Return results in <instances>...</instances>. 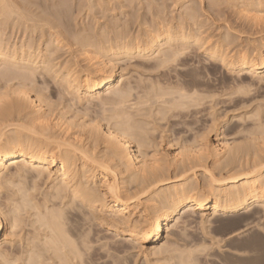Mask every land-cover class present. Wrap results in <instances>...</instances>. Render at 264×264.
Segmentation results:
<instances>
[{
	"label": "bare ground",
	"instance_id": "1",
	"mask_svg": "<svg viewBox=\"0 0 264 264\" xmlns=\"http://www.w3.org/2000/svg\"><path fill=\"white\" fill-rule=\"evenodd\" d=\"M49 1H50L49 3L52 2L51 4H53V5L59 3L57 1L55 3L54 2L55 0L54 1L49 0ZM71 1L73 2V0H71ZM71 1L70 2H69V0H68V2H67V0L63 1V2L61 1V3L58 4V6H59L65 2H67L65 4L71 3V7H69L67 9L66 7L68 5L65 7V4L60 6V8L57 5H56L57 7L55 6L56 8L54 6L51 7V4H48L47 0H0V190L4 189L6 186L10 187L11 184H16V187L11 186L12 187V188L10 187L11 189H14V190H15V188L17 189V190H15L16 191L15 193H14V190H12V193H14V195H16V197L13 196V199H10L13 194L10 195L11 196L10 198H7V197H9V196H7L6 197L7 200L5 202L3 201L2 196L0 197V199H2V200H0V240L2 237V232L5 230L7 225H10L11 228H13L15 232L13 233L12 232L13 230L10 231V229H9L10 234L7 233L5 235V239L10 240L11 236H14L16 238L20 237V234H18L17 231H19L21 229V227L18 228V230H16L15 228L19 227L18 225L20 224L21 219L23 218V215H21V214L24 212H25L24 218L22 219L23 222H24V219L27 218V216H28L27 219H29L28 221H30V218H32L31 215H33L34 218H32V219L33 220L35 219L34 224L37 223L35 229H33V227H35V226L33 224L31 225L32 226L31 230H34V231L37 230L36 235H34V237L31 236L34 231H32V233H30V231H31L30 230L27 233H30L31 235L26 234L25 237H27V238L24 237L26 239V241L28 240L27 242H29V244L24 242L25 240L23 241L24 243H26L28 245H27L26 250L24 248L25 253H23L24 255L22 257H20L21 255L19 254L20 250L22 249L21 246H20L21 249L18 250L19 251L18 253L16 252V249H15L16 247L14 248V250H15L14 254H17V258H16L13 256L11 257V254H13V253H11L9 251L10 248L7 249L5 244H4L5 246H2L0 244V263L1 264L2 263H4V264H46L47 263L48 264V262H49L52 264H92V262H93V264H94L93 260H95L97 256L100 257V255H99L100 252L98 253L96 251L98 254L96 253V257L94 258L93 257V255L95 254L94 251L97 248L101 247L102 243H103L102 249H100V250L97 249V250L103 251L104 247H106L107 250L110 251V255H109L108 259L113 255V257L111 258L112 261H117L118 258H117V260H114V259H116V257L114 255H115V253L116 254L119 253V252L117 253V251L119 249H116L117 251H115V249H113V251H111V249L117 248V246L121 245L120 249L125 250L124 253L126 256V254H129L131 252V250L133 248H135L134 244H133V246H131L132 248L130 247V245H128L129 248H131L130 250L127 249L126 246H124L126 248V249H124L122 243L125 242V245H127L126 244V241H127L128 243L130 242L131 244L136 243L139 246V248L141 247L144 250V252L147 254V256L148 255L152 256V254L153 255L156 254V255H154V257H155L158 255V257H156V259H154L155 262L157 261V258L160 259V256H162L164 253H170L173 256H171L170 254H168L167 256L170 255L169 257H171V258L166 256L165 260H163V257H162V260L166 262V259H167V261L171 260V262H172V260L174 259V261L176 260L177 264H198L199 262L202 264H207L208 262L205 261L204 259L205 258L208 259V257H209V258H211L210 259V261H211V260H213L214 256H213V254H212L213 257H211V255L209 256L206 254L205 250H208L207 247H206V249H204L206 244L205 243H204L205 245L203 243H202L203 245L200 244V246L203 247V248L202 247L200 248L199 245H196V243H195L196 246L194 245V243L192 242L194 240H190V242L187 240L188 238H186V237H189V236H183V234H185L187 232V229L190 228L189 226L192 227V225H191L192 222H194V220L193 221L191 220V222H190L189 218L195 217L198 220L201 219V223H203V224L208 223V225H209V222H210L209 218L210 217L213 220H215L214 218H216V220H218L217 218L219 216H222L220 218H225L227 216H233L235 218V216H238V217H236L237 219H241V217H243V219H244V217L245 218L246 217H251V218L253 217L252 218L253 220L250 218V221H252V223L250 221L247 222L246 219H245L246 222L244 221L246 224L243 225V223H242L243 221L241 222L242 227L245 226L246 229L249 226V224H248L249 222H250V226L254 227V224L256 225V223L258 222L256 220H258V218H260L259 215H261L263 217L262 218L263 220L262 219H260V220H262L264 222V125H263L264 121L262 118L263 117V107L262 106H264V105H262L261 101L257 100L259 98L261 99L262 93L260 94L261 95L260 96V95H258L259 94L258 92L253 91L251 88L250 91H253L258 96H260L259 98L257 97L255 99L254 97L256 96V94L255 93L251 94L249 90L247 91L248 86L245 85V84H247V82L251 84L250 78H249L250 76H251V81L253 83V80H256V77H254V76L259 75L258 73H260V70L264 69V42H263L264 40L261 39L263 41H262V44H260L261 40L257 38L255 40H260L259 41L260 46L257 44L258 42L256 43V41H255V44L258 46H255V44L252 42L251 43L253 44V46H251L250 44H248V43H250V40H252V38H251L250 40H247L248 41L247 44L244 43V46H245V44L248 45L247 46L248 48H249V45L251 47L255 46V49L252 48L253 50L250 51V50H246L244 48V50L238 49V51L236 50L237 51L236 52L234 50V47L232 48V45H231L235 42L236 39L233 40L234 38L233 39L228 38L230 36H227L228 34L230 35L232 33V32L227 33L228 31H230V29H229L226 32L227 37H225V35L223 33V39H221L222 37L220 38L221 40H219L217 38L219 41H217L213 44H210L212 41H210V39L208 38L209 36L207 37L208 34L204 35V38L207 37L206 39H204L203 36L200 37V35L202 33H204L203 31L201 32L202 28H203V30H205L207 32L208 27L207 26H206L207 28L203 27L204 24L203 25L201 24L204 22L206 17H203L204 19L202 22H200L202 20L201 17H200L201 20L198 21L199 20L198 15L202 12V10L199 13L200 9H197V7L199 8L200 5H197L198 4L197 0H196L197 6L194 4L193 5L191 4V7H190L191 9L189 8L190 10H193L192 6H195V8L197 10V12H196L197 14L194 13L195 12L194 10H193L194 14L190 10H186V9H188L187 7L190 4L188 6L185 5V7H184V8H186L185 9L186 11H184V14L186 13L185 16L191 20L192 26L194 24V25H197V27L199 28L200 26H198V25H202L201 26L202 28L201 29L199 28L200 30L196 27L197 30H195V32H193V33L191 31L192 30L194 31L195 27H192L194 29H191V27H190L191 25L190 26L188 25L190 27V30H191L190 33H192V34H190V33L188 34V32L187 33L184 32V30L188 26L187 25H185L187 27L184 26V24H185L184 22H186L187 19L185 18V16H184V18L186 20L184 18H182L183 14L180 16V18L178 17V21H180V22H176V23H178V24H176V25H178L177 29H179L177 31L175 29H173V27L172 28L170 27V25H173L172 23L169 24V22H172L170 20L167 22L165 20L160 19V21L156 25L157 26L156 28H154L155 27L154 25H153V27H151V25L154 24L155 22L152 20L153 18L149 19L151 17V16L149 17V12H148L149 10H146L148 12V14L145 13L146 18L143 17L144 16V13H143L142 19H145V20L147 19V21L149 19L150 21H152L154 23L149 24V23H147V21L145 22V20H144V22L147 25L148 24L150 25L145 30V33L141 34L140 30H138V31L136 30V32H134L135 30L133 29L134 31H132L130 22H127L128 19L130 18L131 20L133 19L132 21H133V23L135 22L134 23L135 25H138V23L136 24V22L139 21V18H135L136 14L133 15V11H135V10L132 8L133 10L129 12L130 15H128V13H125V15H124V13H123V15L125 16V18H127V20L124 18L123 19L124 21H122L121 16L122 17H124V16L123 15L120 16L121 13L119 14L120 19L116 18L118 27H119L118 22L120 23L122 21L121 23L123 25H125L124 23L126 20V22L129 23V25H127V23H126L125 27L129 26L128 28L121 29V26H120L121 30L117 31V32H116V30L115 31L113 30L115 34L111 37L112 34L111 35L108 34V33H110L109 32L110 29H113V28L119 29V28L113 27L116 22L113 23L112 22L113 19L111 20V18H110V20H108L107 23L110 21L109 24L112 23L113 26L112 25L111 26L113 28L112 27L110 28V25H109V30H108L106 27L107 25L106 26L104 24H103L104 26L101 25L102 27L101 26L100 27L102 29L103 28L104 29L103 30L101 29L100 31L101 32L103 31V33H105V35H102L103 36V38H102L101 34H103V33H101L99 31L100 39L92 40V38H96L93 36H95L94 34H95V31L97 30L94 28L95 26L92 25L94 23L92 18H95V17L91 18L89 16V15H91L90 14L91 12L92 13L95 12L94 13L95 15L97 14L96 11L92 10L93 6H96V4H97V6H99L101 4L100 5L101 9L98 8L97 6L96 7L98 9H100L99 10L100 12L101 11L103 12L102 9H104L105 6L102 8V6H103L102 2H106V3L109 2L110 3V1L113 2L114 0L113 1L112 0H96V2H95V0H88L90 2L93 1V3H92L93 6L91 5V7H90V6H88L89 3H87V6L84 7V8L88 7L89 8L88 11H90V13L88 12L89 17L87 16L86 18L87 19L91 18V19H88L89 23L87 22V24H91V26H94V27H92L93 32H94V34L92 35V38L88 36V34H90V33L92 34L91 26L89 25L91 29L89 28V26H87L86 23H85L86 25L82 23V26H81L80 22L78 25L77 21L75 22L76 18L72 17V15L76 14V13H73L71 15V13L73 11H70V9L76 10L77 8L75 7L76 9L75 8L73 9V6H75L76 4L78 5V3L80 5V1L78 0V3H76L75 5H72L74 3H72ZM86 1L83 0L82 5H84L83 2H85V5H86ZM119 1H121V0H119ZM119 1L118 0L116 1L117 2L115 4L116 6L119 5ZM123 1H124L123 2L124 5L123 4L122 5L125 7L133 6L131 4H134L133 2H135V1L139 2V0L138 1L137 0H135V1L131 0L132 2L131 1L126 2L127 0L126 1L123 0ZM144 1H145V3H147L146 0H144ZM152 1H154V0H152ZM168 1L163 0V2H162V0H161L160 2L158 1V3L161 4V2H162L163 6L166 5V7H168L167 6ZM177 1H175V2L177 3ZM211 1H213V0H210V2ZM215 1H216V3H214L212 5L216 6L217 3H219L220 5L222 4V3H220L221 0L220 1L215 0ZM223 1H225V0H223ZM233 1H237L236 3H239L241 0L240 1L239 0H233ZM256 1H259V0H256ZM262 1L260 3H262ZM94 2H95V5H94ZM136 2H135V5H136ZM148 2H149V0H148ZM156 2H157V0H156ZM164 2H166V3L164 4ZM170 2L173 3L172 0L169 1V3ZM191 2L195 3L193 1H191ZM191 2H189V3H191ZM227 2L231 3L229 1H227ZM227 2H225V3L227 4ZM242 2H243V0H242ZM250 2L251 1L249 0L248 3H250ZM106 3H103V4L106 5ZM125 3L129 4L130 6L125 4ZM151 3L153 4V2H149V3H147L146 6H148V4L150 6ZM155 3L153 5H156ZM171 3L169 5H171ZM203 3H204V1H203ZM208 3L209 2H207V4ZM245 3L247 4L246 1H245ZM254 3H255V6H256V4L258 6L260 5L256 2H254ZM254 3H252L253 6H254ZM141 4L139 6H141ZM182 4H180V5H182ZM239 4H241L240 6L243 5L242 3H239ZM239 4H238V6H239ZM112 5H114V4L110 3L109 7H111V8H109V9H111L112 11L114 9V11H115L116 6L113 8ZM135 5H134V7H135ZM157 5L156 6H157L158 10L160 8H163V10H164L165 7H160L162 5H159V4H157ZM183 5H182V9L178 8L180 11H182L184 9ZM202 5L203 4H201L200 7H202V9H203L204 5L203 6ZM210 5H211V3L208 6H210ZM218 5L216 7H218ZM224 5L225 4H223L221 6V10H219V11L217 10V12L219 14L226 12L227 8L225 9L223 7ZM248 5L250 6V7L247 6L249 9L253 8L250 4H248ZM172 6H171V9H169V7H168V9L169 10L175 9L176 5L174 7H172ZM228 6L229 5H227L226 7H228ZM233 6H235L234 2H233ZM240 6L238 8H240ZM243 6L241 7V9L243 8ZM258 6H256V7L259 8L260 6L259 7ZM63 7L66 8V10H62ZM106 7L108 9V6H106ZM122 7L120 6V8H122ZM137 7H136V10L140 9V8L137 9ZM151 7L152 6H150V10H151ZM216 7H212V8H215V10H213V11H215V13H217ZM247 7H246V9L248 10ZM261 7L259 9L262 10ZM79 8L81 10L83 9L81 7H79ZM90 8H91V10H90ZM97 8L94 7L95 10ZM120 8H119V10H120ZM141 8H143V7H141ZM147 8L149 9V7H146V9ZM212 8L210 9V7H209L210 10H212ZM222 8H224V9H222ZM230 8H231V6L228 7V9H230ZM257 8L256 9L253 8L256 10L255 13L258 12ZM109 9H108V11H109ZM125 9H129V8H125ZM246 9H245V11L248 13V16H249L250 12H252V11L254 12L253 9L250 11H247ZM68 10H69V12H71L70 15L68 14L69 12L68 13L66 12ZM111 10L109 12H111ZM117 10L118 9H116V11ZM129 10H131V8ZM160 10L158 13L161 12ZM163 10H162V12H163ZM203 10H206L205 12L208 13L207 12L208 9H206V6H205V9H203ZM108 11H106V12L109 14ZM122 11H123V9H122ZM172 11H173L172 14H174V10H172ZM229 11H231L233 13L235 12L234 9H233V11L230 9ZM229 11L226 13H229L230 15L229 14L228 15L231 18L232 14ZM239 11H241V10L239 9ZM245 11L244 12H243V10L241 11V13H243V16L245 14ZM74 12L78 13V12H80V10L79 11L77 10ZM83 12H84V9H83ZM113 12H112V14H113ZM115 12H114V14H116ZM118 12H120V11H118ZM143 12H144V10H143ZM155 12H156V9H155ZM162 12L160 13V16H159L160 18H163L166 16L164 13L163 14L164 16L162 17V15H161ZM65 13H67L69 16L67 15L65 17V15H66ZM82 13H80V14L83 17L82 19H84L85 15ZM101 13L99 14L100 17L97 16L98 18L94 19V20H96V22L101 17L103 20H107L109 18V17L106 18L107 16H105L106 15V13H105L104 16L106 19H104V17H103L104 13L102 15H101ZM140 13H141V10H140L139 14ZM152 13L150 11V14H152ZM177 13H179V12H177ZM181 13H183V11ZM236 13H237V11H236ZM236 13H234L235 14L234 18L232 17L233 21L236 17ZM238 13L240 14V12H238ZM262 13H260V14H262ZM126 14H127V17H126ZM139 14H137V15L140 16ZM76 15H78V14H76ZM152 15H154V14H152ZM169 15H171V14L169 13ZM169 15H167V17H165V18H169L168 17ZM208 15H210V14H208ZM223 15L224 14H222V17L227 18L226 17L227 14H225V16H223ZM256 15H259V14L257 13ZM73 16H75V15H73ZM119 16H117V17L119 18ZM128 16H131V17L128 18ZM133 16H135V17H133ZM201 16H203V15H201ZM205 16H207V15H205ZM238 16L239 15L237 14V17ZM246 16H247V14H246ZM246 16L244 18H246ZM252 16L253 15H250V18ZM111 17L113 18L112 15H111ZM152 17H154V16H152ZM256 17H259V16H256ZM256 17H255V19H258ZM65 18H67L68 22H69V19H71L70 21H72L73 20L72 18H74V22L76 23L75 25H77L78 28L81 27V29L83 27V29H82L83 31L85 30V28H84L85 26L87 27V29L89 28L91 32L89 31L90 33H88L85 30L84 33L87 32L88 34H86V35L90 39L87 36H85V34H83L84 37L82 36V33H83L82 30H81V32L76 31L75 27H77V26H75L74 23L71 22L72 23L71 24L72 27H71V25L69 24L70 22L69 23L65 22L66 24H69L70 27L67 26L64 23V21L66 20ZM173 18H175V20H176V17H173ZM181 18L183 19L182 21L180 20ZM230 18H229V21H231ZM239 18H242V17L239 16ZM136 19H138V20L134 21ZM156 19H158V18L156 17L155 21H156ZM211 19L212 18H210L209 22L211 21ZM220 19L222 22L223 18H219L218 20L220 21ZM247 19H249V18H247ZM247 19H245L244 22H246ZM263 19L264 18H262V20ZM78 20H80V19L78 18ZM91 20L93 21V23H90ZM166 20H168V19H166ZM206 20H208V17ZM213 20H215L214 17H213ZM213 20H212V22H213ZM227 20H228V18H227ZM238 20H241V19H238ZM114 21H115V19H114ZM217 21L215 23H217ZM229 21H226V23L228 22L227 25L230 24V26H232L233 24H235V21H234V23H232L233 22L232 21L231 22L232 24ZM248 21L250 22V19ZM252 21H253V18H252ZM254 21H256V20H254ZM30 22H31V24H30ZM81 22H84V21H81ZM96 22L94 23L95 25H96ZM173 22H174V20H173ZM206 22H207V25L211 24V22L210 23L208 21H206ZM206 22H204V23L206 24ZM236 22H238V21H236ZM244 22L242 19L241 23H239V24H243ZM249 22L247 24H249V25L251 24L250 27L252 29H254L256 24L252 25L254 22H250V23ZM105 23H106V21H105ZM139 23H140V21H139ZM145 23L143 24V22H142V24L146 26ZM218 23H220V22H218ZM226 23H225V26L227 28ZM142 24H141V27L139 25H138V27L139 28L145 27V26L142 27ZM213 24H211L212 25L211 27L215 28L216 26H213ZM222 24H223V22H222ZM237 24H236V27H238ZM244 24H246V23H244ZM11 25H12V28L10 30L11 36H12L11 38H13V33L17 32V30H20L21 26H24V28H31V29L34 28V30L32 29V31H34V32L36 31L35 28L38 27V29L42 30L41 31L42 34L40 35V38H39V36H37V39H36L35 38L36 36H33L34 32H32L31 36L30 37L28 36L29 39L28 38H27L28 40L26 39L27 41L19 39L21 42L22 41L23 42L21 44H17V43H14V41H15V39H14L13 45H10V40L6 39L7 34H6V38H4L5 35L3 37V34L7 31L6 29H10L9 27H11ZM214 25H216V24H214ZM258 25H259L260 29L264 28L262 26V23L260 24V22H259ZM263 25H264V22H263ZM96 26H98V25H96ZM225 26H220V27L224 28ZM245 26H247V25H245ZM105 27L108 30V32H104V30H106ZM184 27H185V29H184ZM211 27H210V29L214 30V28H211ZM236 27H234L233 29L235 32H238L239 30L236 29ZM250 27H249V29H250ZM70 28H72V30ZM130 28H131V30H128ZM174 28H176V27H174ZM238 28L240 29V27H238ZM246 28H248V27H246ZM246 28H243V30L245 31ZM257 28H258V26L255 29L258 30ZM94 29H95V31H94ZM220 29H222V28H220ZM74 30L76 33L79 32V35H80L79 37L77 35L78 33L77 34L73 33ZM223 30L225 31V29H223ZM243 30L241 31L242 33L244 32ZM20 31H22V30H20ZM29 31H30V29H29ZM260 31H262V30H260ZM206 32H205V34H206ZM216 32H218V31H215L214 32L215 34L213 33V35H210L211 36L210 38H212V36L218 34ZM241 32L239 34H241ZM248 32H250V31H248ZM7 33H9V32H7ZM99 33H97V35ZM106 33L108 35H106ZM220 33L218 34L219 37H220ZM244 33L245 34H243V35H247L246 31ZM261 33L263 34L264 30ZM261 33H259V34L261 35ZM16 34L19 35L21 33H16ZM24 34H26V33L24 32ZM211 34H212V32H211ZM254 34H256V33H253L252 36ZM109 35H110V37H107ZM232 35L233 34H231V36ZM9 36H10V33L8 34V37ZM14 36H15V34H14ZM20 36H22V35H20ZM247 36H249V35H247ZM257 36H258V34H257ZM44 37H46V38L44 39ZM234 37H235V34H234ZM236 38L242 39L241 36H239V37L236 36ZM244 38H247V37H244ZM239 39H237V41H239ZM70 40H72V41H70ZM36 41H38L37 42L38 46L37 45L34 46V42H36ZM68 41H69V43H67ZM177 41L183 42L184 46H183V44L182 45L179 44L181 49L177 48V45L175 47L174 44ZM189 41L190 42L192 41V44L194 42H195L194 44H197V45H195V47L198 46V48L196 49L194 47L197 51L193 48L194 45H192L191 43H190L191 45H189L191 47H189V46L186 47L187 42H189ZM215 41H216V39H215ZM237 41L234 43V46L237 43ZM241 42H243V41H241ZM253 42H254V40H253ZM48 43H50V44H48ZM185 43H186V45H185ZM44 45L46 46V49H45L46 51H44L42 49L44 47ZM68 46H69V49H73V50L77 46V49L79 47L80 51L76 50V51H74V53H72L68 49V51L70 53L67 52L66 50H65V52H67V53H65V52L63 53V50L59 49V48L63 49L65 47L67 48ZM183 47H186L185 50ZM230 47L232 48V50H230L231 49ZM239 47H242V45L241 46L239 45ZM50 48L52 50L58 48V50L59 51L61 50L62 52L60 54L58 51V53L55 54L53 52H56V50L55 51L53 50V52H52V51H50ZM83 48H85V49H83ZM88 48H90V49H88ZM189 48H190V50H194V52H196V53L200 49L201 52H205V54H207L212 59L211 64H209V63H206L208 61V58L207 57L205 58V56L202 57L203 59L205 58V60L207 59V61H205V63L207 65H209L208 68L211 67L212 65L215 66L216 63L219 62V64L217 65L218 67H219V65H220V67L223 66V67H225L226 70L228 69L229 71L234 72V74L235 73L238 74L239 76L236 75L238 78L235 75H234L235 76L234 77L233 73L231 74L235 78V81H233L234 78L231 77V79H233L232 84H234V89H236V91H234V92L238 93V90H240V92L244 93V94L241 93L243 96L245 95V93H249L252 96L254 94L255 96H253V97L251 95L249 96L248 94H246V95H248L247 96L248 98L252 97L253 102L256 101L255 104H258V102H260V104L262 105L261 106L262 108L259 105V107L261 109H259L258 111L260 113L257 111V107L254 106L255 109L253 108V110H255V113L253 112L254 116L255 115L257 116V114L260 115L262 112V115H260L262 117L260 119H259L260 116L256 117V119H259V121L262 120L261 122H259L258 120L255 121L256 119L254 116L250 117L251 120L253 119L251 122V120H249V116H248L249 114L246 115L247 119L249 121L245 120L246 119L245 115H244L245 119H242V118H244V116L240 117V119H239L240 121L238 123L241 122V124L243 123V125H245L243 127L242 125L239 124L241 126V131L242 132L244 131L246 133V136L245 135L241 136L244 133L241 134V131H239L240 129L238 131L233 129L234 126H232V124L234 123L233 125H235V121L233 122V120H232L233 123H230L232 126L231 130H233L231 134L234 133L233 137H235L234 135H236L237 133H240L241 135L240 136L237 135L236 137L237 138L245 137V138H243L246 140V141L243 140L244 142L241 139H239L243 143H240V142L237 143L236 140H233V139H232L233 142L226 140L224 131L227 130V128L222 129V126H219L218 124H216L218 122V119H220L218 117L219 114L217 115L218 111L215 112V114L217 115L216 116L214 113L210 114L211 112H213V110L210 112V109L213 106L209 107L210 109L207 107L209 110L207 108H203L205 101L207 100L204 98H210V97H212V95L208 94L207 90H206L207 93L206 92L202 93L201 91H197V90H200V88L197 87L196 83H194L195 85L193 84L194 86L191 87V83L194 81L193 79L194 78H195V80L198 79L197 77H199V74L202 70V69H200L199 74H197V72L199 70L195 71V69H199L198 66L200 65V63H199L198 59L200 58V60H201L200 62L203 61L201 56L198 58L197 56H195L198 54L195 53V55H194L192 53L195 57L198 58L197 59L198 63H196V61H195L196 59L192 55V57L195 59L194 62L196 63L194 66V72H196V73H194L192 71V76H193V74L194 75L197 74L198 76L196 77V75H195L194 78L191 76V79L193 78L192 82H191L190 78L183 75L185 78H188L187 80H188V82H190V84L187 83V81L185 82L186 79H184V78L180 80L179 76H182V75H179V76L177 75V73L181 74V72H178V68L183 67V65H181L182 63L180 61L183 62L186 60L184 57L181 58V55L183 54V50L185 52L186 49L189 50ZM235 49H237V46H235ZM233 50L236 52L235 54H232ZM49 51H50V53H48ZM77 51H78V54L80 52V56H83V59H82L84 61L83 64H84V66L87 65L86 67H83V64H81L82 60L79 59V56L77 57V55H78ZM75 52H76V54H75ZM187 52L188 51H186V53H185L186 58H187V56L189 58V56H191V55H188ZM191 52L189 54H191ZM73 54L76 57H75V59L70 60V58H74V57L68 58V56L69 55L71 56ZM54 55H57V56L54 57ZM126 55H127V57L128 56L133 57V60L126 58L127 62H128V60H129V62L131 61L130 62L131 64L128 63L129 67H130V65L134 66V63L132 65V61L134 62V59L137 60L136 58H134L137 56H138V58H139V56H144V58L148 57V56H150L148 58H152L155 56L158 57V58L155 57L156 61H154L155 60L154 58L151 59V60L154 59L153 61L156 62L157 65L154 62H152L154 64L149 63V62L148 63L155 65V67L158 66V67H160V69H164L165 66L167 67L170 63L172 64V62H173L174 64H172V67L168 66V68L166 69L167 71L164 70V72L165 71H166L165 73L169 72L170 77H171V74L174 73L173 70L178 67L177 71L174 70L176 72L175 75L177 77H179V79L176 78V79H178V82L174 81V83L172 82L173 84L171 85V83H169L167 81L169 79V76H168V79H166L168 85L166 84L165 79L162 82L160 81L162 85L164 84L163 82L165 81V84L167 87V89L165 88L166 90L169 89L168 86H172V88H170L169 91H165L164 88H162L163 86L165 87V84L163 86L160 85V82H157L155 84L150 79L153 77L152 79L153 80L155 79L154 81H158L159 79L156 80V78L158 77L157 74L159 73L160 69L155 68L153 66V68L158 70V71L157 70L154 71V69L150 65L152 70L155 73L156 72H158V73H156V75L153 73L154 75L149 77V75L146 74V73H148L146 71L147 70L152 71V70H150L151 69L150 66L145 65V64H147L146 61L148 60L147 58H145L147 60L145 61L146 63H144V65L147 66L149 69H147V67H145L144 65L143 66L142 65L137 66V67L138 68H141V67L146 68L147 70L142 69V71L146 72V73H143V74H146V76L142 75V72L140 74L139 70L137 69V71L139 72L138 77H140V75H141V77L138 78L137 76H135L136 75L135 74V75L131 76V78L135 76V78H134L135 80L130 79V80H132L131 84L132 83L136 84L138 82L136 84V86L140 85L139 86L140 88L137 86L138 87L137 91L143 90L142 91L143 93L142 92L137 93V91L135 90L136 89L135 85L134 86H132L133 84L129 85L130 80L128 81V85H124L125 82H127L126 79H128V78H126L125 82H124V78H123L124 72H123V70H120V67H118V65L119 66L121 65L120 63H122V61L121 60L116 61V58L123 57ZM183 56H184V54H183ZM62 58H63V60H62ZM76 58H78V59H76ZM80 60H81V62H80ZM122 60L125 61V58ZM158 60H159V62H157ZM189 60H191V57L189 58ZM85 61H87L86 63H88V64H86ZM141 61H142V59H141ZM141 61H138V63ZM176 61H179L181 63V64L179 63L181 65V67H179V65L178 66L176 65L177 64ZM118 62H120V63L118 64ZM136 62H135V64L137 65L138 63H136ZM191 62H193V61H189L188 63L185 61V63L190 64V65L192 64ZM203 62L201 64H203ZM125 63L126 62H124V64ZM141 63L143 64V62H141ZM124 64L122 63V66L126 67ZM183 64H184V62H183ZM187 64H186V66H189ZM197 64H198V66H196ZM206 64H205V67H206ZM139 65H140V63H139ZM174 65H176V67ZM173 66H174V69L172 70ZM54 67H56V68H54ZM57 67H59V69ZM134 67L136 68V66H134ZM169 67H171V68H169ZM200 67L202 68V65ZM205 67L203 66V68H205ZM220 67L218 70H220ZM127 68H128V65L124 69H127ZM168 69L171 71H169ZM182 69H180V70H182ZM221 69H223V68H221ZM53 70H56L54 72L55 76L62 77L61 79H59V78L58 79L61 80L62 85L63 84L66 85V87L64 85L62 86L64 90L61 89L62 87L59 89L60 83L58 86V85H56V84H58V82L57 83L55 82L56 84L51 83V81L49 82V80H52V77H50L51 79L48 77L49 78V80H48L47 76L51 75ZM205 70L206 69L202 70V73ZM182 71H184V73L186 72L184 69ZM208 71L206 70V73ZM213 71H215V70H213ZM50 72H51V74H50ZM138 72H137V74H138ZM152 72H149L150 75ZM164 72H163V74H165ZM171 72H173V73H171ZM222 72H223V70H222ZM160 73H161V70H160ZM227 73H229V72H227ZM210 74H211V77L216 76V75H213L212 73H210ZM225 74L222 73L224 78L227 77V76H225ZM161 75L162 74H160L159 76H161ZM167 75H168V73H167ZM219 75H220V73H219ZM219 75L217 74L216 77L222 76V75H220V76ZM231 75H229V76H231ZM51 76H53V74ZM55 76H54V79H55ZM154 76H156V78H154ZM165 76H166V74H165ZM202 76H203V74H202ZM204 76H205V74H204ZM136 77H137V79H136ZM144 77H146L148 79L146 80ZM163 77H164V75L161 76V78H163ZM209 77L210 76H208L207 77L208 79H206V80H204L205 77H204V79L201 77H199V78L206 81V83H207V81L210 79ZM257 77H259V78H257L259 80H260V78H262L261 76H257ZM164 78H166V77H164ZM172 78H174V77H172ZM172 78H170L171 81H172ZM222 78H221V80H222ZM246 78H249V81H246V80H248ZM139 79L141 81L142 80H146V81L149 80L151 83L148 81L149 83L147 85L152 84V82H153L152 86L154 89L151 86V88H152V90H151L150 85L147 86V87H149L148 88L149 90L153 91V93L149 90H148L149 91L148 92L146 87H145L146 89L143 88L144 87L143 85L146 84L147 82L142 81V86H143L142 87L141 82H139L140 81ZM176 79H174V80H176ZM200 79L197 80L198 81L197 83L200 82ZM160 80H162V79H160ZM202 80H201V82H202ZM212 80H209V81L214 82L215 79H212ZM226 80H228L230 82V78H226ZM261 80H263V78ZM133 81H135L136 83H134ZM216 81H218V78H217V80H215V86L217 87L218 84H216ZM116 82H117V84H115ZM118 82L119 83L121 82V83L118 84ZM194 82H196V81H194ZM224 82L222 81L221 83L222 84L224 83V85L226 84V85L230 86L229 84H227V82L225 80H224ZM234 82L237 84L235 85ZM202 83L199 84V86L204 87L205 85L203 86ZM221 83L219 85H221ZM45 84L47 85V87L45 86ZM48 84L50 86H52L51 84H53V88L56 85L55 88L58 86L57 88L59 90H61L63 92L65 91L66 96L63 92L61 93V91H59L61 94H57V95H60V97L67 99L69 101L68 104L66 102L67 100H65V101L60 100V97L58 99V96H56V98L58 99L57 102L62 101V104H61V102H60V104H56V102L54 103L55 100H53L49 96L50 94L49 95L46 94V93H49L48 92L49 88H51L50 86H48ZM154 84L155 85L158 84L157 87L160 85L161 89L156 88L154 86ZM40 85H42V86H40ZM173 85H176L175 86L176 89H175V87H173ZM208 85H209V83H208ZM254 85H255V83H253V86ZM209 86L211 87V86H213V84L212 85L210 84ZM236 86L237 87L239 86L238 88H240V89L235 88ZM241 86H243V87H241ZM253 86L251 84V87H253ZM216 87L214 89H216ZM232 87H230V88L228 87L229 92H230V90L231 91L234 90V89H231ZM244 87H246V88H244ZM249 87H250V85H249ZM57 88H56V90H58ZM155 88L157 90L159 89L158 93L155 92L156 94L154 93V91L156 90ZM205 88H206V86L204 87V89L202 88L203 89L202 91H205ZM220 88H221V91H222V89L224 90V87L222 88V85L220 86ZM52 89L50 90L51 92H52ZM162 89L164 91L161 93L160 90H162ZM217 89H219V87H217ZM144 90L147 92H145ZM53 91H54V89H53ZM134 91H136L137 94H135ZM215 91L217 94L218 90H215ZM226 91H227V89H226ZM226 91L224 90V92H226ZM56 92H58V91H56ZM200 92H201V94H200ZM209 92H211V91L209 90ZM81 93H83V97H84L83 99L80 98V97H82V96H80ZM236 93L233 94L231 92L229 95L232 94V96L230 97L229 95H227V92H226L224 95L222 94V96H221V94H219V97L221 96L222 97L221 100L226 101L225 106H227V104H230V102L232 104V100H234L233 99L234 96L237 95V98H238V96H240V97L242 96L240 93H239V95ZM51 94H53V93H51ZM206 94L210 97H208V96L205 97ZM61 95H63V96H61ZM68 96H70V97L73 96V97L71 99H68V98H66ZM157 96H158L159 101H160V98L163 99V101L161 100L160 102H158V100L156 99ZM166 96H168L169 98ZM217 96H218V94H217ZM223 96L225 98L227 97L228 101H230V98H231V101L228 102L227 99L226 100H225V98L223 99ZM263 96H264V94H263ZM131 97H133V98H131ZM151 97H153V99L155 98L157 100L155 102H154L155 99L152 101L153 104H157L156 105L157 107L159 104L162 106L161 102H163V104H165V105H163V107H161L165 111V112H163L164 114L160 113L163 111L162 109L158 111L162 117H163V115L171 112L170 114L172 117L169 114L164 116V117L167 116L168 119L162 118L160 116L162 119L159 122H162V120L164 121L166 119L169 120L170 117H171V120L174 117H180L183 119V121L181 122L182 128H184L186 126H187V128H185V130H180V129H178V131L174 130L171 133L175 134V136L171 135L172 137L170 136V134L167 135V133H168L167 131H166V133L162 131V133H160V135H158L159 134L158 128H157L158 132H156L157 131L156 126H158V125L155 124L156 125L155 126L154 124L151 125L150 123L152 122L151 120H153L154 117H155V119L158 118L157 110L160 109V107L156 110L157 114H155V109H153V108H155V105L152 104L154 106V107H152V105L150 104V102H151L150 98ZM201 97H203V99H204L203 102H202L203 99ZM213 97H214V95H213ZM240 97H239V99H240ZM241 98H243V99H240L241 100L240 105H241V102H243V106H242L243 108L242 109H244V111H245L244 107L248 108L249 106L252 105V104H250V102H248L251 100V98L249 100L246 99L245 97H241ZM244 99H246L248 101H243ZM74 100H77L76 102L78 105L76 104V102ZM82 100H85L86 104L88 102V104H90L89 105L90 107H93L92 104H96V101L98 100L97 102H99V103L96 104V106L100 105L102 107L103 111L101 110L100 112H98L99 111L98 110L97 115H98V113H100V114L96 117L95 111H93V109L96 108L95 110H97V107L94 106L93 109H91L90 107L87 108L88 107V104H87L86 105L87 107H85V108L90 109V111H89L90 114L92 113L91 111H93L94 113H92V114H94L95 116L91 114V115H89V117H86V115L84 114L85 117L87 118L86 119L82 114L84 111L80 110L82 112L81 118L82 117L84 118V119L80 120L81 119V118H79L80 112L77 111V108L75 109L74 106L77 105L79 107L80 102ZM235 100L238 101V99H235ZM235 100H234V102H235ZM224 101H222V102H224ZM237 101L235 102L236 106L233 105L234 102L232 104L236 108V109H233L234 111L241 109L240 105L237 106V104H238ZM63 102H64V107H63ZM65 102H66V104H65ZM197 102H198V105H197ZM199 102H202L203 106H201V104H199ZM217 102H221V101L219 100ZM217 102H216V105H218ZM222 102H221V104H222ZM245 102H246V104H249V105L246 106ZM251 102H252V100H251ZM194 103H195V105H194ZM82 104H83V101H82ZM145 104H146V106L150 104L149 110L153 109L154 112L151 111V113L155 116L150 117L151 114H150V116H149V114L147 115V112H148L147 107H149V106H147V107L143 106ZM58 105H60V106H58ZM199 105L201 106L202 109L200 108ZM193 106L196 108L198 107L199 110H198V108L193 109ZM61 107H63V108H61ZM144 107L147 109V112H146V109ZM189 107H190V109H189ZM234 107H232V108H234ZM64 108L65 109L68 108L70 110L72 109L73 111L75 109L73 116H70L72 114H69L68 113L69 110H67V109L66 110L68 112H66ZM191 109H193V111ZM200 109L204 110V112L208 111L210 113H206V115H204L203 112H200L201 111ZM228 109H230V108H228ZM83 110H85V109H83ZM189 110L194 112V113H195L194 110H198V112H200V114L202 113L201 115L198 114L200 117H204V116L208 117L209 116L208 114H210L211 115V116H209L210 118L209 117H208V119L205 118V120H209V122H211L212 124L210 123L211 125H208L209 122L207 124L204 122L205 120H203L204 124H206V126H204L205 128H203L202 125H204V124L203 123L201 124L200 122H198V119L200 121H202V119L198 118L197 114H196L197 120L194 119L195 115L190 116L192 114H190L191 112ZM260 110H262V111H260ZM85 112H86V110H85ZM246 112H247V110H246ZM70 113H71V111H70ZM149 113H150V111H149ZM68 114L70 117L67 116ZM213 114H214V116H213ZM227 114L228 113H226L225 116ZM243 114H246V113H243ZM90 116H93V117H90ZM145 116L150 117L152 119L150 120ZM168 116H170V117H168ZM212 116L214 118L218 117L217 122L215 121L216 118L215 119L213 118L214 121H212V118H211ZM240 116H241V114H240ZM141 117H145V118H141ZM190 117H194L193 118L195 120L194 124L196 126H198L196 123H199V126L200 125L202 126V127L201 126L200 127L203 128V131L198 126L197 128H199L200 130L199 129L197 130V128H196L197 133L195 132V134H194L195 128L193 126H195V125L192 126L193 123H191V122H194V121H191L192 118L189 119L190 121H188V118H190ZM146 118L148 120H150V123H149V121H147ZM180 118H177V119H179L178 122L181 121ZM226 118H227V116H226ZM221 119H220V121H221ZM157 120L158 119H156V121ZM174 120H176V118H174ZM225 120H223V121H225ZM243 120L248 121L249 123L251 122L253 124L255 122H257L259 124L255 123V125L250 126L249 124H247L248 122L245 123V122H243ZM166 122L168 124H170V126H171L172 121L171 122L169 121L170 123L168 121H164L163 124H165ZM173 123H174V121H173ZM158 124L161 125L162 123H158ZM163 124L161 126L159 125L160 127L159 126L158 127L161 128L163 126ZM178 124L179 125H177V123L175 124L176 128H174V129H177V126H180V123H178ZM227 124H228V126H230L229 123H227ZM148 125L152 126V127L155 126V128H149ZM166 125L163 127H166ZM173 126H174V124L170 127L171 130H172ZM230 127L228 128V131H230L229 130ZM236 127H237V123H236ZM170 128L168 127L167 129L169 130ZM161 129H164V128H161ZM152 130L155 131V133H157L158 136L152 135V133L154 134V132L151 133ZM165 130H166V128H165ZM214 131L216 132V134L214 135L216 138L214 140H212L210 136L212 135V132H214ZM182 132H183V135H185V133H187L188 135L186 134V136H183ZM230 132H227V133H230ZM169 133H170V131H169ZM230 135L228 136V138L230 137ZM169 147H171V148L175 147V148L172 152H167L169 150L168 149ZM165 152H167V153L165 154ZM198 169H203L205 172V175H206V173L209 175V176L208 175H206V176H208V178L210 177V180L206 177V179H208V180L207 181L205 180L203 184H201L202 182L201 183L198 182V180H200L198 177L201 178V176L196 177V178H198V180H196L197 182L193 181V179L191 180L190 179L191 174H194L197 176ZM7 172L9 173V175ZM194 175H193V177H195ZM204 178H205V176L201 179L204 180ZM15 181L17 183H15ZM44 184H47L48 190L43 192ZM4 185H5V187H4ZM9 187L8 188L6 187V189L4 191H6L7 189L11 191V189H9ZM41 187L43 188L42 190H40ZM10 191H7V193ZM2 192H3V190H2ZM2 195H4V192ZM39 195H42V198H40ZM145 198H147V199H145ZM143 200L147 203L144 204L145 202ZM1 201H3L4 203H2ZM26 212L31 213V214L30 215L28 213L26 214ZM29 216H30V218H29ZM223 216H225V217H223ZM239 216H241V217H239ZM212 219H211V222H213ZM248 220H249V218H248ZM95 221H99V224L101 226H105L107 228L108 235H110V237H112L113 239H116L118 237V235L125 236L126 238H123L122 241H121L120 237H119V239H120L119 241H117V240L115 241L112 238H110L113 242L110 240L108 242V240H107V242H108L107 243L105 240V243H104V240H102V239L106 234L102 233L103 229L101 227V230H102L101 231L99 229L100 227H98L99 224L97 223L98 225L96 226V228L97 227L98 228L96 230L97 231H98V229L100 230L99 236L102 237L103 234H105V235L102 237V239L100 237V239L97 238L94 241V238L97 235V232L95 231L96 234H95V232H93L95 235L93 237V234H92V236L89 234V231L92 230L91 228H93V227H90L89 231L87 232V230L84 229L85 228L84 226H86V225L88 226L89 223L92 226L93 225L92 222H95ZM254 221H256V222L253 224ZM173 222H175V223H173ZM195 222H197V221H195ZM199 222H200V220H199ZM22 223H21V226H23ZM178 224H184V226L186 224L187 229H185V227L182 228L181 227L182 225H178ZM251 224H253V225H251ZM37 226H38V228H37ZM175 226L179 227V229H178V227H176V229H178V230L181 229V232L183 233L181 235L183 236V239H184V240H182V242L184 241L185 246L180 245V247L178 248L177 243L174 244V242H173L174 248H172V245H171L172 243L170 244L169 239H168L169 244L167 243V241H163L165 234H167V235H165L167 238L169 237L171 239L172 238L178 239V237H176V235L179 236V239L181 238L179 232L177 233V231L175 230ZM200 227H201V225H200ZM260 227H261V225H260ZM262 227H264V225ZM255 228H256V226H255ZM93 230H95V228ZM109 230L116 232L117 236L113 237L114 232H110ZM172 230L175 231V233H174V234H176L175 237H170L171 232L173 233ZM182 230H184V231H182ZM202 230H204L203 227H202ZM107 231L104 230V232H107ZM11 232H12V234H11ZM15 233H17L18 235ZM100 233H101V235H100ZM111 233L113 234L112 236H111ZM208 234H209V232H208ZM8 235H10V239H9ZM173 235H171V236H173ZM29 236H30V239L32 237L31 240H29V238H28ZM14 237H13V239H14ZM105 237H107V235ZM107 238H109V237H107ZM107 238H105V239H107ZM181 239H180V241H181ZM101 240H102V242H100ZM14 241H16V240H14ZM97 241L100 242L101 244L99 245V247H97L95 249V246L98 245V244L97 245L95 244V243H98ZM161 241H163V243L158 245V243ZM186 241H187V245H186ZM221 241H222V239L219 242H221ZM7 242H5V243H7ZM9 242H11V240ZM20 242H22V241H20ZM110 242H112V243H110ZM188 242H189V245H188ZM211 242H214V244H215L214 238H213V241H211ZM92 243L94 244L93 249H95V250L92 249V245H91ZM191 243L193 245H191ZM198 243H200V242H198ZM228 243L230 245L232 244L230 242H228ZM12 244H13V242L11 244H9L11 248H12ZM19 244L20 243H18V245ZM169 245H171L172 249L170 248ZM225 245H227V243ZM14 246H16V245H14ZM183 246L185 248H186V246L187 247L188 246L189 247L194 246V248L188 247V249L187 248L185 249ZM219 246H220V244H219ZM181 247L184 248L185 250L182 249L183 250L182 251ZM197 247L200 248L201 251ZM234 247H235V244H232L230 246L231 250L235 249V253L236 252L239 253L238 255H239V258L241 259L242 257L240 255L241 254L240 251L243 249V252H244L245 247L243 246L242 249L238 248L239 250L236 249V247H239V246H236L235 248ZM225 248H226V246H224V249ZM228 248H229V246H228ZM91 249L93 250L94 254L90 252ZM202 249H203V252L205 254L202 253ZM221 249L223 250V247H221ZM7 250L11 253V254H9L11 257L10 259H9V255L7 253L8 252ZM11 250H13V249H11ZM123 250H121V251L123 252ZM127 250H129V253H126ZM137 250H139V249H137ZM137 250H134V251H137ZM247 250H248V248L246 249V251ZM177 251H179L181 253L179 254V252H178L177 253L178 255L175 254ZM225 251H224V254L226 253ZM246 251H245V254L243 253L244 255L242 254L243 257L246 255V253L247 254L249 253ZM248 251H250V250H248ZM107 252L105 255L108 256ZM112 252H114V254H112ZM196 252L199 253V256H200V254H202V256L198 257L197 256L198 254L196 255ZM101 253H105V251H103ZM124 253H122V254H124ZM137 253H138V251H137ZM140 253H138V256ZM21 254H22V252H21ZM174 254L177 258H175ZM203 254L205 257L203 256ZM215 254H217V253H215ZM224 254L220 252L219 255L224 256ZM228 254L229 253H227V255ZM18 255H19V257H18ZM102 255L104 257V254H102ZM192 255H193V258L191 257ZM230 255H229V257H232L233 260H234V257H238L237 253L235 254L234 257L232 256L231 252H230ZM116 256L120 257V255H116ZM122 256H121V260H122ZM144 256H145V254H144ZM225 256H226V254H225ZM92 257H93V260H92ZM126 257H128V256H126ZM101 258H102V256H101ZM200 258H204V259H202V260H204V263H203V261L201 262ZM215 258L219 259V257H217V256ZM224 258H226V257H224ZM105 259H106V262H103V261L102 262L108 264L107 263L108 262L107 257H105ZM127 259L124 260V263H123V260L122 261L118 260V261L121 262L120 264H125V262L128 261ZM177 259H178V261H177ZM199 259H200V261H199ZM216 259H214L212 261V263L216 262L215 261ZM102 260H103V258H102ZM136 260H137V258H136ZM148 260L149 259H147V262H149ZM162 260H159V261L161 262ZM98 261L99 260H97V261L95 260V264H96V262H97V264H99ZM109 261H111V260H109ZM129 261H130V259H129ZM132 261H134V259H132ZM159 261H157V263ZM174 261L172 262L173 264L175 263ZM208 261H209V259H208ZM210 261L208 264L211 263ZM144 262H145V264H148V263H146V260L142 261L141 264L142 263L144 264ZM224 262H222L221 264H223ZM115 263L117 264V262H115ZM115 263H113V264H115ZM167 263L169 264V262H167ZM127 264H129V262ZM130 264H132V262ZM226 264H227V261H226ZM228 264H229V262H228Z\"/></svg>",
	"mask_w": 264,
	"mask_h": 264
},
{
	"label": "rangeland",
	"instance_id": "2",
	"mask_svg": "<svg viewBox=\"0 0 264 264\" xmlns=\"http://www.w3.org/2000/svg\"><path fill=\"white\" fill-rule=\"evenodd\" d=\"M51 1H52V0H51ZM53 1H54V0H53ZM56 1L59 2V3H61V1L63 2V1H66V0H61V1H60V0H55L54 2L56 3ZM70 1H71V0H69V2H70ZM75 1H76V2H75ZM79 1H80V5H79V3H78V0H73V2L71 1L72 3H74V4H72V5H75L76 3H78L79 6H78L77 4H76L75 6H73V9H74L75 7H76L77 9H76V8H75L76 10H71V9H70V11H73L72 13L69 12V10L66 11V12H67V13L69 12V13H68L69 15H70V13H71V15H72L73 13L78 14V15L73 14V15H75L76 17L72 15V17H74V18L77 19V20L75 19V22L77 21V24H78V25H79V22H80L81 26H82V23H83V24H85V23L87 24V22L89 23V20H88V19H91L92 17H95V18H92L93 21H94V23H95L96 20H94V19L98 18L97 16H99V14L102 12V11H101V12L99 11V10L101 9V6H100L101 4H100V5L98 4L100 7L97 6V4H96V6H97L98 8H100V9H98L96 6H93V4H92L93 1L90 2V1H88V0H87V1L84 0V1H86V5H85V2H83L85 6L82 5V1H83V0H79ZM112 1H113V0H112ZM114 1H115V0H114ZM114 1H113V2L110 1L111 4H114V5H112L113 8L116 6L115 4L117 3V2H116L117 0H116L115 2H114ZM118 1H119V0H118ZM121 1H122V2H121ZM121 1H119V5L122 7V6L124 5V4H123L124 1H123V0H121ZM125 1H126V0H125ZM130 1H131V0H127L126 2H130ZM132 1H135V0H132ZM132 1H131V2H132ZM137 1H138V0H137ZM140 1H141V0H139V2H136V1H135V2H136V5H135V2H133L134 4H131V3H130V4L133 5V6H130L129 4L125 3V4L129 5L130 7H125V6H123L122 8H120V6L117 5V6L115 7V11H116V9H118V10L115 12L114 9H113V11H114L116 14H114V12H113L111 9H109V8H111V7H109V6H110V3H109V2H107V3H106V2H102V5H103L102 8H103L104 6H105V7L108 6L109 11L111 10V12L108 11L107 7H106V8L104 7V9H102L103 12L101 13V15L104 13V14H103L104 19H106V18H108V17H109V18H108L107 20H103L102 17L99 18V20H98L99 22H98V21L96 22V25H98V26H96V25L93 23V21L91 20L90 23H93L92 25H94L95 27H94V26H91V24H87V26L90 25L91 28L94 27L95 29H97L96 31H95V29H94L95 34H94V32H93V28L91 29L90 26H89V28L91 29L92 34L90 33V32H91L90 29H89V28L87 29L86 26H85L84 28H85V30H86L88 33H90V34H88L87 32L84 33L85 30H84V31L82 30L83 27H82V29H81V27L78 28V26L75 25L76 23L74 22V18H72V19H73L72 21H70L71 19H69V22H70V23L67 21V18H65L66 20L64 19V20H65L64 23H65V22H66V23L68 22L70 25H71L72 23H74V25L77 26V27H75V30H76V31H79V32H81V30L83 31L82 36H83V34H85V36H87L86 34H88V36L92 38V35L94 34L95 36H93V37H96V38H92V40H95V39H100V33H99V31L102 29V28H101L102 26H104V25L106 26V25H107L106 27H107L108 30H109V25H110V28L113 26L112 23L109 24L110 21L107 23V21L110 20V18H111V20L113 19V21H112L113 23L116 22V23L114 24L113 27H118V26H117V21H116V20H117V19H120V16L123 15V13H124V15H125V13H128V15H130L129 12L132 11V10L134 9L135 11H133V15L136 14V15H135L136 17H135V16H133V17H135V18H139V21H140L141 24H142V22H143V24H144V23L147 21V19H146V20H145V19H142V15H143V13H144V16H143V17L146 18L145 15L148 14V12H149V17L151 16L149 19L153 18L152 20L156 23V24H155L154 22H152V21H150V20L148 19L147 23H149V24L154 23V24L151 25V27H153V25H154V26H155L154 28H156V27H157L156 25H157V23L160 21V19H161V20H165V21H167V22L170 20V21H172V22H169V24L172 23V24L174 25V26H173V25H170V27H171V28L173 27V29H175V30L177 31V30H179V29H177V28H178V25H176V24H178V23H176V22H180V21H178V17L180 18V16L183 14L182 18H184V16L186 15V13L184 14V11H186V10H190V9H191V8H190V7H191V4H192V5H193V4L196 5V3L198 2L197 5H200V6H201V4H203V5H204V6L202 5V6H203V9H205V6H206V9H208V11H207L208 13H206V12H205L206 10H203L202 7H200V6H199V8L197 7V9H200L199 13H200L201 10H202V12H201L200 14L203 15V16H201V15L198 13V14H199V15H198V16H199V18H198L199 20H198V21H200V20L202 19V20L200 21V22H202L203 19H204L203 17H206L205 20H204V22H206V21L209 22L210 18H212L211 21H210L211 24H213V23L216 24V25L213 24V26H216V27H215L216 29H215L214 27H211V26H212L211 24H210V25H207V22H206V24H205L204 22L201 23L202 25H203V24L205 25V26L203 25V27H206V26L208 27V28L206 27V28H207V32H206L205 30H203V28L201 27L202 25H198V26H200V27H199L200 29L202 28L201 32H202V31L204 32V33H202L203 35H202V34L200 35V37L203 36V38H204V35H207V34H208L207 37L209 36L208 38L210 39V41H212L210 44H213V43H215V42H217V41L223 39V33H224L225 37L230 36V37H228V38H232V39L234 38L233 40L236 39L235 42L237 41V39H239V38H236V36H238V37L241 36L242 39H239L240 42L237 41V43L235 44V46H237V49H235V46H234V43H235V42H234L233 44H231V45H232V48L234 47V50H235V51H236V50L238 51V49H239V50H244V48H245L246 50H250V51H252V50H253L252 48L255 49V46H258V45H259V41H260L261 39L264 40V37H263V36H264V33H263V34L261 33V32H263L264 28H263V29H262V28L260 29V27H259V25H258L259 22H260V24L262 23V26L264 27V25H263L264 19L262 20V18H264V15H263V14H264V6H263V5H264V2H263L264 0H263V1L261 0L263 4L260 3V2H261L260 0H259V1H256V0H253V1H252V0H250V1H251L250 3H248L249 0H245V1L247 2V4L245 3L244 0H243V2H242V0H241V1L239 0V1H240L239 3H242V4L244 5V6L242 5V6H243L242 9H241L242 6H240L241 4L236 3L237 1H233V0H227V1L231 2L232 4H231V3H228L226 0H225V1L221 0L222 2L219 0L220 3H222V4L220 5L219 3H217V5L219 4L218 7H216V6H217L216 4H215L216 6L212 5V4L216 3L215 0H213V1H211V2H210V0H208V1H207V0H203L204 3H203L202 0H199V1L197 0V2H196V0H191V1L195 2V3H192L190 0H178V1H177V0H172L173 3L170 2L171 5H169V4H170L169 1H171V0H169V1H168V0H165V1H168L167 6L169 7V9H171V6H172V5H173L172 7H174V6L176 5L175 9H172V10H174V14H172L173 11H172V10H169L168 7H166V5L163 6V4H162L163 0H162L161 4L158 3V1L160 2L161 0H157V2H156V0H154L156 3H155L154 1H152V0H151V1L149 0V2H153V4L155 3L156 5H157V4L162 5V6H160V7H165L164 10H163V8H160L161 10H160V9H159V10H160L161 12H162V10H163V12H162V14H161L162 17L164 16V15H163L164 13H165V15H166L165 17H167V15H169V13H170L171 15L168 16L169 18H165V17L160 18V17H159L161 12L158 13V12H159V10L157 9V6H158V5L156 6V5H153V4L151 3L152 5L150 4V6H152L153 8L151 7V10H150V6H149V4H148V6H146L147 3H149L148 0H146L147 3H145L144 0H142L143 2H142V1L140 2ZM175 1H177V3H176ZM179 1H180V2H179ZM181 1H182V2H181ZM206 1L209 2V3L207 4ZM219 1H218V2H219ZM49 2H50V1L47 0V3H48V4H51V3H52V2H51V3H49ZM67 2H68V0H67ZM67 2H65V3H67ZM95 2H96V0H95ZM95 2H94V5H95ZM184 2H185L186 4H185ZM187 2H188V3H187ZM189 2H191V3H189ZM212 2H213V3H212ZM225 2H227V4H226ZM233 2H234V4H235V6H233ZM254 2L260 4L259 6H260V7L262 6V7H261L262 10L259 9L260 7L256 4V6L259 7V8H257V7L255 6V3H254ZM59 3L54 4V5L51 4V7H52V6L55 7L56 5L58 6ZM65 3H63V4H65ZM87 3H89L88 6H90V7H91V5L93 6V9H92V10L96 11V13H97L98 15H97V14L95 15V14H94L95 12H94V13H92V12L90 13V11H88V9H89L88 7H87V8H84V7L87 6ZM103 3H106V5H104ZM108 3H109V4H108ZM139 3H140V4L142 3L141 6H139V5H140ZM144 3H145V4H144ZM165 3H166V2H164V4H165ZM178 3H179V4H178ZM182 3H183L184 5H183ZM199 3H200V4H199ZM210 3H211V5L208 6ZM244 3H245V4H244ZM252 3H254V6H255V7L253 6ZM63 4L59 5L58 7L60 8V6H62ZM122 4H123V5H122ZM143 4H144V5H143ZM180 4L183 5V8L185 7V5H187V6H188L189 4H190V5L187 7L188 9L184 8V9L182 10L183 13H181L182 11H180V10L178 9V8H181V9H182V5H180ZM206 4H207V5H206ZM223 4H225L223 7H224L225 9L227 8L228 11H229L230 9H231L232 11H233V9H234V11L237 9V10H236L237 13H236V11L234 12V13H236V17H235V19H234L235 24H233L232 26H230V24L227 25L228 22L226 23V21H229V18H230V16H229L230 14H229V13H226V12H228L227 10H226V12H224V13H220V14L217 12V10H218V11L221 10V6H222ZM230 4H231V5H230ZM238 4H239L240 8H238V7H239ZM248 4H250V5H251L253 8H255V9L257 8V11H258L257 13H258L259 15H256V14H257V13H255L256 10L253 9V8L251 7V8L254 10V12H253V11L250 12V13H249V16H248V13L245 11L246 7L249 6ZM67 5H68V6H67ZM69 5H70V6H69ZM81 5H82V6H81ZM127 5H126V6H127ZM134 5H135V7H134ZM142 5H143V6H142ZM197 5H196V6H197ZM227 5H229L228 7L231 6V8L228 9V7H226ZM57 6H56V7H57ZM66 6H67V7H66ZM137 6H138V7H137ZM144 6H145V7H144ZM232 6H233V7H232ZM56 7H55V8H56ZM65 7L68 9L69 7H71V3L65 4ZM79 7L83 8V9H84V12H83V9L81 10ZM94 7L97 8L98 10H97V9L95 10ZM118 7L120 8V10H119ZM124 7H125V8H129V9L131 8V10H129V9H125ZM136 7H137V9H138V8H140V9L136 10ZM141 7H143V8H141ZM146 7H149V9H148V8L146 9ZM154 7H155V8H154ZM209 7H210V9H211L212 7H216V12H217V13H215V11H213V10H215V8H212V10H210ZM249 7H250V6H249ZM34 8H35V7H34ZM66 8L63 7L62 10H66ZM78 8H79V9H78ZM132 8H133V9H132ZM166 8H167L168 10H167ZM176 8H177V9H176ZM189 8H190V9H189ZM224 8H222V9H224ZM232 8H233V9H232ZM235 8H236V9H235ZM247 8H248V7H247ZM85 9H86V10H85ZM106 9H107V10H106ZM122 9H123L124 12L122 11ZM155 9H156V12H155ZM185 9H186V10H185ZM192 9H193L195 12H194L193 10H190V11H191L192 13L194 12L195 14H197V13H196L197 10H196L195 6H192ZM239 9H240L241 11L243 10V12L245 11L244 16H243V13H241V11H239ZM252 9H249V8H248V10H247V9H246V10H247V11H250V10H252ZM258 9H259V10H258ZM77 10H78V11L80 10V12H78V13H77V12H74V11H77ZM90 10H91V8H90ZM125 10H126V11H125ZM140 10H141V13L139 14ZM143 10H144V12H143ZM146 10H149V11L147 12ZM260 10H261V11H260ZM98 11H99V12H98ZM104 11H105V12H104ZM106 11H108L109 14H108ZM118 11H120V12H118ZM138 11H139V12H138ZM150 11H151V13L153 12L152 14H154V15L150 14ZM169 11H170V12H169ZM171 11H172V12H171ZM176 11L179 12V13H177ZM210 11H211L212 13H211ZM222 11H223V10H222ZM82 12H83V13H82ZM86 12H87V13H86ZM88 12H89L91 15H89ZM112 12H113V14H112ZM154 12H155V13H154ZM175 12H176V13H175ZM188 12H189V11H188ZM191 12H190V13H191ZM213 12H214L217 16H218V15H219V16L217 17ZM229 12H231V11H229ZM238 12H240V14H239ZM262 12H263V13H262ZM67 13H65V14H66L65 17L68 15ZM80 13H82V14L85 15V16H84V17H85L84 19H82L83 17L81 16ZM105 13H106V15H105ZM110 13H111V14H110ZM120 13H121V14H120ZM145 13H146V14H145ZM167 13H168V14H167ZM180 13H181V14H180ZM190 13H189V14H190ZM194 13H193V14H194ZM202 13H203V14H202ZM234 13L231 12L233 18H234V15H235ZM253 13H254V14H253ZM260 13H262V14H260ZM119 14H120V16H119ZM137 14H139L141 17L138 16ZM155 14H156V15H155ZM158 14H159V15H158ZM179 14H180V15H179ZM208 14H210V15H208ZM222 14H224L223 16H225V14H227L226 17L228 18V20H227V18L222 17ZM228 14H229V15H228ZM237 14H238L240 17H242V18H239V16L237 17ZM241 14H242V15H241ZM246 14H247L248 17L246 16ZM69 15H68V16H69ZM79 15H80L81 17H80ZM88 15H89L91 18H88V19H87L86 17H87ZM94 15H95V16H94ZM104 15L107 16V17L105 18ZM111 15L113 16V18L111 17ZM116 15L119 16V18H118ZM124 15H123V16H124ZM174 15H175V16H174ZM205 15H207V16H205ZM211 15L214 17L215 20H216V19L218 20L219 18H223V19H222L223 24H222V22H221V19H220V21H219V20H218V21L216 20L217 23H215L216 21L213 20V17H212ZM250 15H253V16L255 15V16H254V17L252 16V17L250 18ZM89 16H88V17H89ZM131 16H132V15H131ZM131 16H128V18L131 17ZM147 16H148V15H147ZM152 16H154L155 18L157 17L159 20L156 19V21H155V18L152 17ZM215 16H216V17H215ZM220 16H221V17H220ZM228 16H229V17H228ZM245 16H246V18H244ZM256 16H259V17H256ZM70 17H71V16H70ZM77 17H78L80 20H78ZM99 17H100V16H99ZM114 17H115V18H114ZM126 17H127V14H126ZM173 17H176V20H175V18H173ZM200 17H201V19H200ZM207 17H208V20H206ZM232 17L230 18V20H231V21H229L230 23L233 21V18H232ZM255 17L258 18V19H259L260 17H261V18L258 20V19H255ZM116 18H117V19H116ZM121 18H122V21H124L123 19L125 18V16H124V17L121 16ZM147 18H148V17H147ZM170 18H171V19L173 18V19L171 20ZM182 18L180 19L181 21L183 20ZM185 18H186L187 20H186ZM185 18H184V19L186 20V22L183 21L185 24L182 22V23L184 24V26H185V25H187V26H188V25H189V26L191 25V26H190L191 29H194V28H192V27H195V29H194V31H193V30L191 31L189 26H188V27L185 26V27H187V28H186L187 30H186L185 27H184V29H185L184 32H185V33L188 32V34L190 33V31H191L192 33L195 32V30H197V28H198L197 25H194V24H193V26H192V24H191V20L188 19L186 16H185ZM247 18L250 19V22H254L252 25H255V24H256L255 28L258 26L257 29H258V30L260 29V30H262V31H260V30H259V31L256 30L253 26H252V27H253L254 29H252V28L250 27L251 24H250V25L247 24V23L249 22V21H248L249 19H247ZM252 18H253V21H252ZM114 19H115V21H114ZM125 19L127 20V18H125ZM166 19H168V20H166ZM224 19H225L226 21H225ZM238 19H241V20H238ZM242 19H243V22H244L245 19H247V21L244 22V23H246V24H244V23H243V24H239V23H241ZM86 20H87V21H86ZM100 20H101V21H100ZM126 20H125V23H124L125 25H126L127 22H130V25H131L132 31L135 30L134 32H136V30H137V31L140 30V33H141V34H142V33L144 34V33H145V30L150 26L149 24L147 25V24L145 23L147 27H146L145 25L142 24V27H143V26H145V27H143V28H139L138 25L141 27V24L139 23V21L136 22V24L138 23V25H135V24H134L135 22L133 23V21H132L133 19L131 20V19L129 18L127 22H126ZM137 20H138V19H136V20H134V21H137ZM144 20H145V22H144ZM157 20H158V21H157ZM173 20H174V22H173ZM212 20H213V22H212ZM223 20H224V21H223ZM254 20H256L257 22L254 21ZM260 20H261V21H260ZM81 21H84V22H81ZM105 21H106V23H105ZM120 21H121V20H120ZM122 21H121V22H122ZM131 21H132V22H131ZM189 21H190V22H189ZM234 21H233L232 23H234ZM236 21H238V22H236ZM239 21H240V22H239ZM71 22H72V23H71ZM121 22H120V23L118 22V24H119V27H118V28H119V29H116V28L114 29L113 27H112L113 29H110V31H109L110 33H108V34H110V35L112 34L111 37L115 34V33H114L115 30H116V32H117V31H120L121 29H124V28H128V27H129V26H128V27H127V26L125 27V25H123ZM192 22H193V21H192ZM210 22H209V23H210ZM218 22H220V23H218ZM224 22L226 23L227 28H226ZM250 22H249V23H250ZM66 23H65V24H66ZM98 23H99V24H98ZM187 23H188V24H187ZM209 23H208V24H209ZM232 23H231V24H232ZM237 23H238V24H237ZM30 24H31V22H30ZM69 24H66V25L69 26ZM86 24H85V25H86ZM103 24H104V25H103ZM120 24H121V25H120ZM236 24H237L238 27H240V29H239L238 27H236ZM101 25H102V26H101ZM111 25H112V26H111ZM115 25H116V26H115ZM127 25H129V23H127ZM133 25H134V26H133ZM217 25H218V26H217ZM245 25H247V26H245ZM100 26H101V27H100ZM120 26H121V29H120ZM123 26H124V27H123ZM220 26H225V27L223 28V27H220ZM229 26H230L232 29H231ZM241 26H242L243 28L248 27V28H246L245 31H246V34L249 35V36H247V35H243V34H245V33H244L245 31L243 30V28H242ZM69 27H70V26H69ZM71 27H72V25H71ZM99 27H100V28H99ZM106 27H105V29H106ZM174 27H176V28H174ZM196 27H197V28H196ZM210 27H211V28H214V30H213V29H210ZM219 27L222 28V29H220ZM234 27H236V29H238L240 32H241L242 30H243L244 32H243V33L241 32V34H239V33H240L239 31H238V32H235V31H234V29H233ZM249 27H250V29H249ZM9 28H10V29H6L7 31L5 30L6 32L4 31L5 33L3 34V37H4V35H5L4 38H6V34H7V38H6V39H9V40H10V45H13V41H14V39H15V41H16V42L14 41V43H17V44H21V43L23 42V41L21 42L19 39L24 40V41H27V40L29 39L28 36L30 37L31 34H32V32H34V31H32V29L34 30V28H32V29H31V28H24V26H21L20 30H22V31L16 29L17 32L13 33V38H11L12 36H11V31H10V30H11V28H12V25H11V27H9ZM131 28L128 29V30H131ZM138 28H139V29H138ZM144 28H145V29H144ZM199 28H198V29H199ZM218 28H219V29H218ZM29 29H30V31H29ZM70 29L72 30V28H70ZM77 29H78V30H77ZM79 29H80V30H79ZM103 29H104V28H103ZM103 29H102V30H103ZM107 29H106V30H107ZM133 29H134V30H133ZM141 29H142L143 31H142ZM200 29H199V30H200ZM204 29H205V28H204ZM208 29H209V30H208ZM223 29H225V31H224ZM229 29H230V31L227 32V30H229ZM241 29H242V30H241ZM35 30H36V31L34 32V35H33V36H36V37H35L36 39H37V36H39V38H40V35L42 34V32H41L42 30L38 29V27H36ZM39 30H40V31H39ZM71 30H70V31H71ZM75 30H74L73 33H75V34L78 33L77 35H78V37H79V36H80V35H79V32L76 33ZM106 30H104V32H108V30H107V31H106ZM113 30H114V31H113ZM188 30H189V31H188ZM219 30H220V31H219ZM221 30H222V31H221ZM254 30H255V31H254ZM19 31H20V32H19ZM23 31H24L26 34H24ZM27 31H28V32H27ZM89 31H90V32H89ZM208 31H209V32H208ZM215 31H218V32H216V33H218V34L221 32V33H220V37H219L218 34H216L217 36L214 35L216 38H215L214 36H212V38H210V37H211L210 35H213V33H214ZM236 31H237V30H236ZM248 31H250V32H248ZM251 31H252V32H251ZM256 31H257V32H256ZM7 32L10 33V36H9V37H8V34H9V33H7ZM71 32H72V31H71ZM100 32H101V31H100ZM111 32H112V33H111ZM205 32H206V34H205ZM211 32H212V34H211ZM226 32H227V33L232 32L231 34H233V35H232V36H231V34H230V35H229V34L227 35ZM16 33H21V34L17 35ZM22 33H23L26 37H25ZM29 33H30V34H29ZM36 33H37L38 35H37ZM97 33H99V34L97 35ZM101 33H103V31H102ZM192 33H190V34H192ZM225 33H226V34H225ZM248 33H249V34H248ZM253 33H256V34H254V35L252 36ZM259 33H261V35H260ZM14 34H15V36L17 35V36H16L17 38L14 36ZM27 34H28V35H27ZM80 34H81V33H80ZM108 34L106 33V35H108ZM214 34H215V33H214ZM234 34H235V37H234ZM250 34H251V35H250ZM257 34H258V36H257ZM20 35H22V36H20ZM96 35H97V36H96ZM102 35H105V33L101 34V36H102ZM110 35L107 36V37H110ZM226 35H227V36H226ZM82 36H81V37H82ZM88 36H87V37H88ZM98 36H99V37H98ZM254 36H255V37H254ZM18 37H19V38H18ZM24 37H25V38H24ZM83 37H84V36H83ZM89 37H88V38H89ZM205 37H206V36H205ZM207 37H206V38H207ZM213 37H214V38H213ZM221 37H222V38H221ZM244 37H247V38H244ZM248 37H249V38H248ZM260 37H261V38H260ZM262 37H263V38H262ZM10 38H11V39H10ZM22 38H23V39H22ZM27 38H28V39H27ZM45 38H46V37H44V39H45ZM85 38H86V37H85ZM102 38H103V36H102ZM102 38H101V39H102ZM206 38H204V39H206ZM217 38H218L219 40H218ZM220 38H221V39H220ZM251 38H252V40H250ZM257 38L260 39V40H255V39H257ZM26 39H27V40H26ZM89 39H90V38H89ZM204 39H203V40H204ZM212 39H213V40H212ZM215 39H216V41H215ZM17 40H18V41H17ZM247 40H250V43H248ZM253 40H254V42H253ZM263 40L260 41V44H262V41H263ZM66 41H67V40H66ZM70 41H72V40H70ZM241 41H243V42H241ZM244 41H245V42H244ZM255 41H256V43L258 42V43H257L258 45L255 44ZM37 42H38V41L34 42V46L38 44ZM251 42L255 44L254 47H251V46H253V44H252ZM263 42H264V41H263ZM11 43H12V44H11ZM67 43H69V41H68ZM176 43H177V44H176ZM190 43L192 44V41H191V42H190V41L187 42V45H186V43H185L186 47L189 46V45H191ZM194 43H195V42H194ZM194 43L192 44V45H194L193 48L195 47V45H197V44H194ZM238 43H239V44H238ZM244 43H246V44L248 43V44H250L251 46L249 45V48H248V47H247L248 45L245 44V46L247 47V48H246V47L244 46ZM48 44H50V43H48ZM179 44L182 45L183 42H178V41H177V42H175L174 45H175V47H176V45H177V48H180V49H181V47L179 46ZM237 44H238V45H237ZM239 45H240V46L242 45V47H239ZM37 46H38V45H37ZM37 46H36V47H37ZM183 46H184V44H183ZM259 46H260V45H259ZM74 47H75V46H74ZM74 47H73V48H74ZM186 47H183L184 50H185ZM189 47H191V46H189ZM41 48H42V47H41ZM41 48H40V49H41ZM193 48H192V49H193ZM195 48L197 49L198 46L195 47ZM195 48H194V49H195ZM230 48H231V47H230ZM232 48H231L230 50H232ZM241 48H242V49H241ZM42 49H43L44 51H46V50H45V49H46V46L44 45V47H43ZM42 49H41V50H42ZM59 49L63 50V53L65 52V50H66L67 52L70 51V52H72V53H74V51H76V50L80 51V50H79V47H78V49H77V46H76V48H74V50H73V49H69V46H68L67 48L65 47V48H63V49H62V48H59ZM68 49H69V51H68ZM83 49H85V48H83ZM88 49H90V48H88ZM92 49H93V48H92ZM95 49H96V48H95ZM196 49H195V50H196ZM53 50H54V51L56 50V52H53ZM53 50L50 48V51H52V52L55 53V54H57L58 51H59L58 48H57V49H53ZM61 50L59 51L60 54H61V52H62ZM72 50H73V51H72ZM184 50H183V54H184V56H183V54H182V55H181V58L184 57V58L186 59L185 61H186L187 63H188L189 61H193V62H191L192 64L190 65V64L185 63V61H183L184 64H183L182 61H180L182 64H181L179 61H176L177 64H176V63H175V64H176L177 66L179 65V67H181V65H183L182 68L186 71L185 73L187 74V75H186V74L184 73V71H182V70H183L182 68H178V67H177V68H178V72H181V74H180V73H177V75H178V76H179V75H182V76H179V77H180V80L184 78V79H186L185 82L187 81V83L190 84V82H188L187 79H188V78L191 79L192 71L194 72V66H195L196 63H198V60H199L200 65H199V66H198V64L196 65V66L199 67V69H195V71L199 70V71L197 72V74H199L200 69H202V70L206 69L207 71L209 70V71H208L209 73H208V72L206 73V70L202 73V70H201V72H200L201 75L199 74V77H201V78H203V79H204V77H205L204 80L208 79V78H207L208 76H210V77H209V78H210L209 80H212V79L217 80V78H218V81H216V84H218V85H219L222 81L224 82V80H225V81L227 82V84H229L230 86H228V85H226V84H225V85H226V86H225V85H224L225 82H224L223 84L221 83V85H222V88L224 87V90H225V91H226V89H227V91H226V92H227V95H229L231 92H232L233 94L236 93V92H234V91H236V89H234V84H232V83H233V82H232L233 79H231V77L234 78V77H235L236 75H238V74H236V73L234 74V72L229 71L228 69L226 70L225 67H223V66L220 67V65H219L220 70H218L219 67H218L217 65L219 64V62L216 63V65H215L216 67L212 65L211 67L208 68L209 65H207L206 63L211 64V60H212V59H211L207 54H205V52H201L200 49H199V51H198L197 53L194 52V50H190V48H189V50L186 49V51H188L187 54H188V55H191V56H189V58L191 57V60H189L188 56H187V58H186V54H185L186 51L184 52ZM234 50H233L232 54H235V53L237 52V51L235 52ZM44 51H43V52H44ZM50 51H49L48 53H50ZM78 51H77V54H78ZM93 51H94V50H93ZM191 51H192V52H191ZM196 51H197V50H196ZM52 52H51V53H52ZM67 52H65V53H67ZM70 52H69V53H70ZM190 52H191V54H189ZM82 53H83V52H82ZM192 53H193L194 55H195V53L198 54L199 56H198V55H195V56H197L198 58H199L200 56H201V58H202L203 56H205V58H206V57L208 58V61H207V59L205 60V58H204V59L202 58V60H203L204 62L202 61L203 64H201L202 62H200V61H201L200 58L198 59V58L195 57ZM75 54H76V52H75ZM58 55H59V54H58ZM67 55H68V54H67ZM73 55H74V54H73ZM73 55H71V56L69 55L68 58H70V57H74V58H70V60L75 59L76 56H75V55L73 56ZM192 55H193V57H194L196 60L192 57ZM56 56H57V55H54V57H56ZM78 56H79V59H81V60L83 59V56H80V52H79V54L77 55V57H78ZM80 57H81V58H80ZM140 57H141V58H140ZM148 57H150V56H148ZM148 57H145V58H147L148 60L145 59L144 56H139V58H138V56H137V57H134V58H136L137 60L134 59V62L132 61V65H133V63H134V66H136V68H135L134 66H131V65H130V67H129V64H131V63H130L131 61H130V62H129V60H128V62L126 61V58H127V59H132V60H133V57H131V56H128V57H127V55H126V56H123V57H118V58H116V61L121 60L123 64H124V62H126V63L124 64L126 67H127V65H128V68H127V69H124V68H126V67L122 66V63H120L121 61L118 62V64H119V63L121 64L120 66L118 65V67H120V70H123V72H124V73L122 72V73L124 74V75H123V76H124V77H123V78H124V82H125V79L128 78V79H126L127 82H125L124 85H128V81H129L130 79L135 80L134 78H135V76H137V77L139 76V72H140V74H141V72H142V75H145V76H146V74H147V75H149V77H151V76L154 75V74L156 75V73H158V72L155 73L154 71L157 70V69H155V68H159V69H160V67H158V66L155 67V65H152V64H154V63L157 65V63L154 62V61H156V58H158V57L155 56V57H156V58H155V57H152V56H151L152 58L155 59V60L153 59L154 61L151 60L152 58H148ZM120 58H121V59H120ZM124 58H125V61L122 60V59H124ZM76 59H78V58H76ZM117 59H118V60H117ZM141 59H142V61H141ZM144 59H145V60H144ZM159 59H160V58H159ZM187 59H188L189 61H188ZM192 59H193V60H192ZM197 59H198V60H197ZM62 60H63V58H62ZM81 60H80V62H81ZM143 60H144V61H143ZM146 60H147V61H146ZM194 60L196 61V63L194 62ZM209 60H210V61H209ZM55 61H56V60H55ZM136 61H137V62H136ZM138 61L143 62V64H142L141 62H139V63H140V65H139ZM145 61L147 62V64H145V65H147V66H150V65H151L152 68H153V66L155 67V68H153V69H154V71H153L152 68H151V66H150V68H151L150 70H152L153 72L147 70V69H149V68H148L147 66L144 65V63H146ZM205 61H207V62L205 63ZM56 62H57V61H56ZM83 62H84V61L82 60L81 64H83ZM86 62H87V61H85V63H86ZM135 62L138 63V64L136 65ZM148 62H149V63L154 62V63L149 64ZM157 62H159V60H158ZM128 63H129V64H128ZM179 63H180L181 65H180ZM86 64H88V63H86ZM86 64H85V65H86ZM148 64H149V65H148ZM170 64H171V63H170ZM170 64H169L168 66H171V67H172V64H174V63L172 62V64H171V65H170ZM186 64L189 65V66H186ZM205 64H206V67H207L208 69L205 67ZM141 65H142V66L144 65L145 67H147V69H146V68H143V67H141V68H138V67H137V66H141ZM176 65H174V66L176 67ZM184 65H185V66H184ZM201 65H202V68L200 67ZM86 66H87V65H86ZM86 66H84V64H83V67H86ZM168 66H167V67L165 66L166 68L164 67V69H160V70H161V73H160V70H159V73L157 74V76H158L157 78H156V76H154V78H156V80L159 79L158 81H154L155 79L153 80V79H152L153 77H152L151 79H150L148 76H147V77H148L151 81H153L155 84H156L157 82H160V81L162 82L164 79H165V81H166V79H168V76H169V79H168L167 81H168L169 83H171V85L174 83V81L178 82L179 77H177V76L175 75L176 72L174 71V70L177 71V68L174 69V66H173L172 70L174 69V70H173L174 73L171 72V73H173V74H171V77H170L169 72H167L168 75H167V73H165V72L167 71L166 69L168 68ZM203 66H204L205 68H203ZM123 67H124V68H123ZM133 67H134V68H133ZM171 67H169V68H171ZM217 67H218V68H217ZM54 68H56V67H54ZM57 68L59 69V67H57ZM122 68H123V69H122ZM161 68H162V67H161ZM221 68H223V69H221ZM137 69L139 70V72L137 71ZM142 69H143V70L146 69V70H147L146 72H148V73H146L145 71H142ZM180 69H182V70H180ZM212 69L215 70V71H213ZM56 70H57V69H56ZM56 70H53V71H52L53 76H51L52 74H51V72H50L51 75H48L47 78H48V77H49V78L52 77V80H49V78H48L49 82L51 81V83H53V84H54L55 82H56V83L58 82V84L55 83V84L58 85V86H59V83H60V87H59V89H60L64 84L62 85V84H61V80H59V79H61L62 77H59V76L57 77V76L54 75V72H55ZM124 70H125V71H124ZM140 70H141V71H140ZM164 70H166V71L164 72ZM168 70H169V69H168ZM210 70H211V71H210ZM222 70H223V72H222ZM157 71H158V70H157ZM169 71H171V70H169ZM217 71H218V72H217ZM137 72H138V74H137ZM149 72H152L151 75H150ZM163 72L166 74V76H165V74H163ZM182 72H183V73H182ZM216 72H217V73H216ZM227 72H229V73H227ZM143 73H146V74H143ZM153 73H154V74H153ZM194 73H196V72H194ZM210 73H212L213 75H216V76H217V74L219 75V73H220V75H222V73H223V74L226 73L225 76H227L226 78H230V82L228 81L229 79L226 80V78H224L223 75H222V76L219 75L221 78L223 77L222 80H221L220 77H216V76H213V75H212L213 77H211V74H210ZM214 73H215V74H214ZM232 73H233V76L235 75L234 77L231 75ZM135 74H136V75H135ZM160 74H162L161 76L164 75V77H166V78H164V77L161 78V76H159ZM197 74H195L196 77L198 76ZM202 74H203V76H204V74H205V76L203 77ZM206 74H207V75H206ZM209 74H210V75H209ZM258 74H259V75H255V76H254V77H256V80H253V83H255V85L257 84L256 86H255V85L253 86V83H252V81H251V76H250L249 78H250V82H251V84H252L253 87H251V84L248 83V82H247V84H245V83H244V84H245L246 86H248V87H247V88H248L247 91H248V90L250 91V89L252 88L253 91L259 93L258 95H260V94L262 93L261 95L263 96V94H264V69L260 70V73H258ZM132 75H135V76L131 78ZM174 75H175L176 77H175ZM183 75L187 76L188 78H185ZM195 75L193 74L192 77L194 78ZM229 75H231V76H229ZM54 76H55V79H54ZM238 76H239V75H238ZM257 76H261V77L263 78V80H261L262 78H260V80L257 79V78H259V77H257ZM56 77H57V78H56ZM137 77H136V79H137ZM140 77H141V75H140ZM140 77H138V78H140ZM142 77H143V76H142ZM159 77H160V78H159ZM172 77H174V78H172ZM199 77H197V78L200 79ZM236 77H237V76H236ZM254 77H253V78H254ZM58 78H59V79H58ZM144 78H145L146 80L148 79V78H146V77H144ZM144 78H143V79H144ZM170 78H172V81H171ZM176 78H178V79H176ZM193 78H192V79H193ZM211 78H212V79H211ZM237 78H238V77H237ZM237 78H236V79H237ZM249 78H246V79H248V80H246V79H245V80H246V81H249ZM50 79H51V78H50ZM53 79H54V80H53ZM57 79H58V80H57ZM141 79H142V78H141ZM160 79H162V80H160ZM174 79H176V80H174ZM190 79H189V80H190ZM192 79H191V82H192ZM198 79H196V80H195V78L193 79V80L196 81V82L193 81V82L191 83V87H193V86L195 85L194 83H196L197 87L200 88V90H197V89H196L197 91H201V92L203 93V92H206V90H207L208 94L212 95V97L208 96L207 94L205 95V97H206V96L210 97V98H204V99H207V100L205 101V104H204L205 107H204L203 104H202V102L204 101L203 97H201L203 100H202V102H199V104H201V106H203V108H207V107L209 108V107H211V106L214 107V108L212 107L213 109H212V108H211V109L209 108V109H210V112L213 110V112L210 113V112H208V111H207V112H204V110H201L202 108H201V106L199 105L200 108H201V109H200V110H201L200 112H203V114L206 115V113H210V114L214 113V114H215V112L218 111V113H217V115L219 114L218 117H219L220 119H221V118H222V119L224 118L223 120H225V119H226V120L223 121V120L221 119V121H220V119H218V117H215V118H216V119H215V118L213 117L214 114H213V116H212L211 118H212V121H214V119H215L216 122H217V119H218V122H217L216 124H218L219 126H222V129H226V128H227V130L224 131V134H225V138H226V140H228V141H232V139H233V140H236L237 143H238V142L243 143V142H244L243 140H245V139H243V138H245V137H242V138H237V137H236L237 135L240 136L242 133H244V134H242L241 136H243V135L246 136V133H245L244 131H243V132L241 131V126H240V125H242V126L244 127L245 125H243V123L241 124V122L238 123V122L240 121L239 119H240V117H243L244 115L246 116V115L249 114V115H248V116H249V120H251L250 117L254 116V115H253V112L255 113V110H253V108L255 109V107H257V111H258L259 109H261V108L263 107V117L260 116V115H262V112H261L260 115L257 114L259 111H258V112L256 111V112H257V113H256L257 116L255 115L254 117H255V119H256V117L260 116L259 119L262 117V118H263V121H264V106H262V105H264V102H263V101H264V98H263L264 96L262 97V96L260 95V96H261V99H260V98H259L260 96H258L255 92L250 91L251 94H252V93H255V94H256V96L253 94V96H255V97H254L255 99L258 97L260 100H259V99H257V100L262 102V105H261L260 102H258V101H257L258 104H255L256 101L254 100L255 102H253V98H252L253 96H252L251 94H249V93H245V95L248 94L249 96H250V95L252 96V97H249V98H248V97H247L248 95H246V96L244 95V96H243L242 94H244V93H243V92H240V90H238V93H236V94L239 95V93H240V94L242 93V94H241V95H242L241 97H245V98L247 97L246 99H248V100L251 98L252 102H251V100L248 101V100H246V99H244L243 101H248V102H250V104H252L253 106H252V105H251L252 107L249 106L250 108H249V107H248V108H247V107H244V108H245V111H244V109H242V108H243V107H242V106H243V102H241V105H240V101H241L240 99H243V98H241L240 96H238V98H237V95H236V96L233 95V96H234V97H233L234 100H235V99H238V101L235 100V102H236V101L238 102L237 106L240 105V108H241V109H239V110H235V111H234L233 109H236V108L233 106V105L236 106L234 100H232V104H233V102H234V104L232 105L231 102H230V101H231V98H230V101H228V98H229V97H228L227 95H226V96H227L228 98H227V97L225 98V97L223 96V99L225 98V100L227 99V101L230 102V104H227V106H225V102H226V101L221 100V98H222V97H221L222 94L224 95V94L226 93V92H224L223 89H222V91H221V88H220L221 85H219V86L217 85V87H219V89H220V90H219V89H217V87L215 86V80H214V82H210V81L208 80L207 83H206V81L200 79V82H201V80H202V82H203V83L201 82L202 85H203V86L205 85L206 88H207V89L205 88V91H202V90L204 89L205 86H204V87L199 86V84H201V83H200V82L197 83V82H198V81H197ZM219 79H220L221 81H220ZM254 79H255V78H254ZM55 80H56V81H55ZM139 80H140V79H139ZM146 80H142V81L145 82ZM180 80H179V81H180ZM131 81H132V80L129 81V85H132V84H133V83L131 84ZM136 81H137V80H136ZM142 81H141V80L139 81V82H141V86H142ZM148 81H149V80H148ZM148 81H146V82H147L146 84L143 83V84H144V85H143L144 87L142 86L143 88L146 87V88H147V91L149 90V89H148L149 87H147V86L150 85V89H151V90H152V88H153V86H152L153 82H152V84L147 85V84L150 82V81H149V82H148ZM165 81L163 82L164 84H165ZM167 81H166V84L168 85ZM183 81H184V80H183ZM212 81H213V80H212ZM233 81H235V78H234ZM246 81H245V82H246ZM255 81H256V82H255ZM133 82L136 83L135 81H133ZM161 82H160V85H162ZM172 82H173V83H172ZM176 82H175V83H176ZM217 82H218V83H217ZM219 82H220V83H219ZM120 83H121V82H120ZM120 83L118 82V84H120ZM126 83H127V84H126ZM137 83H138V82H137ZM137 83H136V84H137ZM150 83H151V82H150ZM208 83H209V85H210V84H211V85L213 84L214 87H213V86L210 87V86L208 85ZM230 83H231V84H230ZM234 83H235V82H234ZM53 84H51L52 86H50V85L48 84V86H50L51 88H49V91H48L49 93H46V94H48V95L50 94L49 96H50L53 100H55L54 103L56 102V104H60V102H61V104H62V101L57 102L58 99H59V97H60V95H57V94H61L63 91L59 90V89L57 88L58 86L56 87L58 90H56V88H55L56 85H55L54 88H53ZM115 84H117V82H116ZM136 84H133L132 86L135 85V87H136L135 90L137 91V88H138L140 85H137V86H138V87H137ZM139 84H140V83H139ZM155 84H154V86H155L156 88L161 89V88H160V85L157 87L158 84H157V85H155ZM164 84H163V85H164ZM166 84H165V87H164L163 85H162L163 87H162V86H161V87L164 88L165 91H169V89L172 88V86H168L169 89L166 90V89H167ZM193 84H194V85H193ZM236 84H237V83H235V85H236ZM145 85H146V86H145ZM169 85H170V84H169ZM223 85H224V86H223ZM245 85H244V86H245ZM249 85H250V87H249ZM40 86H42V85H40ZM43 86H44V85H43ZM45 86L47 87L46 84H45ZM64 86L66 87V85H64ZM116 86H117V85H116ZM151 86H152V88H151ZM175 86H176V85H173V87H175ZM208 86H209V87H208ZM232 86H233V87H232ZM65 87H64V88H65ZM142 87H141V88H142ZM195 87H196V86H195ZM195 87H194V88H195ZM197 87H196V88H197ZM212 87H213V88H212ZM215 87H216V89H214ZM226 87H227V88H226ZM228 87H229V88L232 87L231 89H234V90H233V91L230 90V92H229ZM238 87H239V86H238ZM238 87L236 86L235 88L240 89V88H238ZM241 87H243V86H241ZM52 88L54 89V91H53ZM139 88H140V87H139ZM146 88H145V89H146ZM156 88H155V89H156ZM165 88H166V89H165ZM202 88H203V89H202ZM209 88H210V89H209ZM244 88H246V87H244ZM51 89H52V92L50 91ZM61 89L64 90L63 87H62ZM153 89H154V88H153ZM159 89H158V90L156 89L157 91L155 90L154 93H155V92L158 93V92H159ZM175 89H176V87H175ZM212 89H213V90H212ZM141 90H142V89H141ZM151 90H149V91H151ZM164 90H163V89L160 90L161 93H162ZM209 90H210L211 92L213 91V92H212L213 94H212L211 92H209ZM215 90H218V91H217L218 96H217ZM56 91H58V92L61 91V93H60V92L58 93V92H56ZM136 91H134L135 94H137V93H139V92H142L143 90H142V91L138 90L137 93H136ZM144 91H145V90H144ZM147 91H145V92H147ZM149 91H148V92H149ZM192 91H193V90H192ZM220 91H221V92H220ZM55 92H56V93H55ZM145 92H144V93H145ZM151 92L153 93V91H151ZM201 92H200V94H201ZM207 92H206V93H207ZM218 92H219V93H218ZM222 92H223V93H222ZM51 93H53L55 96H54L53 94H51ZM63 93L65 94V91H64ZM142 93H143V92H142ZM156 93H155V94H156ZM221 93H222V94H221ZM64 94H63V95H64ZM200 94H199V95H200ZM204 94H205V93H204ZM215 94H216V95H215ZM219 94H221L220 97H219ZM51 95H52L54 98H53ZM63 95H61V96H63ZM213 95H214V97H213ZM56 96H58V99L56 98ZM65 96H66V94H65ZM65 96H64V97H65ZM80 96H82V97H80V98H82V99L84 98V97H83V93H81ZM200 96H201V95H200ZM202 96H203V95H202ZM229 96L231 97L232 94L229 95ZM69 97H70V96H68V97H66V98L71 99L73 96H71L70 98H69ZM166 97H168V96H166ZM239 97H240V99H239ZM62 98H63V97H60V100H63V101L67 100V99H65V98H63V99H62ZM131 98H133V97H131ZM168 98H169V97H168ZM262 98H263V99H262ZM150 99H151V100H150L151 102H150V101H149V102H150V104L152 105V104H153L152 101H153L155 98L153 99V97H151ZM156 99L158 100V96H157ZM156 99L154 100V102L157 101ZM53 100H52V101H53ZM77 100H78V99H77ZM77 100H74V101L76 102ZM161 100L163 101V99L160 98V101H161ZM219 100H220L221 102H222V101H224V102H222V104H221V102H217V101H219ZM262 100H263V101H262ZM82 101H83V104H82ZM82 101H81V102L79 101V102H80V106H79L80 108L77 106V105H78L77 102H76V104H77L76 106H77V107L74 106V108H75V109L77 108V111L80 112V113H79V118H81V115H82V114H83L84 117H85V115H86V117H89V115H91L92 113H94L93 111H95V114H96V117H97V116L100 114V113H98V115H97V111H98V110H99L98 112H100L101 110L103 111V109H102V107H101L100 105H97V106H96V104L99 103V102H97L98 100L96 101V104H92L93 107H90V106H89L90 104H88V102H87V104H88V107H87V106H86V105H87V104H86V101H85V100H82ZM160 101L158 100V102H160ZM200 101H201V100H200ZM66 102H67V104H68L69 101L67 100ZM66 102H65V104H66ZM216 102H217L218 105H216ZM147 104H148V103H147ZM150 104L147 105V106H149V107H147L146 104L143 105V106H146V107H147L148 112H147V109H146L145 107H144V108L146 109L147 115L149 114V116H150V114H151L150 117L155 116V115H153V114L151 113V111L154 112L153 109H155V114H157V112H158L159 110L162 109L161 107H163V105H165V104H163V102H161L162 106L159 104L158 107L156 106L157 104H153V105H155V108L149 110V108H150ZM214 104H215V105H214ZM254 104H255V105H254ZM92 105H91V106H92ZM153 105H152V107H154ZM194 105H195V103H194ZM197 105H198V102H197ZM229 105H230V106H229ZM245 105L247 106V105H249V104H246V102H245ZM257 105H258V106H257ZM259 105H260V107H261V106H262V107L260 108ZM58 106H60V105H58ZM65 106H66V105H65ZM94 106L97 107V110H95L96 108H94ZM254 106H255V107H254ZM63 107H64V102H63ZM63 107H61V108H63ZM85 107H87V108L90 107L91 109H93V108H94V109H93V111H91L92 113L90 114V112H89L90 109H86ZM152 107H151V108H152ZM156 107H157V108H156ZM159 107H160V109H158ZM227 107L230 108V109H228ZM232 107H234V108H232ZM74 108H73V109H74ZM82 108L85 109L87 113H86L85 110H83ZM194 108H196V107L193 106V109H194ZM197 108H198V107H197ZM197 108H196V109H197ZM208 108H207V109H208ZM231 108H232V109H231ZM238 108H239V107H238ZM238 108H237V109H238ZM246 108H247V109H246ZM64 109H65V108H64ZM66 109L69 110V112H68ZM66 109H65V111L68 112L69 114H72V115H70V116H73L75 109H74V111H73L72 109H71V110L68 109V108H66ZM157 109H158V110H157ZM189 109H190V107H189ZM193 109H191V110L193 111ZM207 109H206V110H207ZM209 109H208V110H209ZM215 109H216V110H215ZM80 110H81V111H84V112L82 113ZM87 110H88V111H87ZM156 110H157V112H156ZM162 110H163V111L160 112V113L164 114L163 112H165V111H164V109H162ZM198 110H199V108H198ZM198 110H194L195 113L189 110V111L191 112V113H190V112H189V113L192 114V115L189 114L190 116H194V115H195V116H194L195 118H194V117H190V118H188V121H190L189 119H191V118H192L191 121H194V122H191V123H193L192 126L195 125V124H194V123H195V120H194V119H196L197 115H198V114H199V115L202 114V113L200 114V112H198ZM206 110H205V111H206ZM214 110H215V111H214ZM246 110H247V112H246ZM248 110H249V111H248ZM251 110H252V111H251ZM70 111H71V113H70ZM72 111H73V112H72ZM149 111H150V113H149ZM196 111H197V112H196ZM250 111H251V112H250ZM260 111H262V110H260ZM88 112H89V113H88ZM249 112H250L252 115H251ZM81 113H82V114H81ZM144 113H145V112H144ZM160 113L158 112V114H157V115H158V118H156V119H158L157 121H156L155 117L153 118V120H151L152 118H150V117H147V116H145V117H147L148 119H150V120L152 121V122L150 123V120H148V119L146 118L147 121H149V123H150L151 125H152V124H154V125L157 124V125L159 126L160 124H158V123H162V124H163L164 121H168V122H169V121H170V122L172 121L171 126H172L173 124H174V126H175L176 123H177V125H179L178 123H180V126H177V129H174V128H176V126H175V127L173 126V127H172V130H171V128H170L171 126H170V124H168L167 122H166L165 124H163V126H165V125L167 124L166 127H163V126L161 127V128H164V129L159 128L162 124H161L159 127L155 125V126H156V130H157L156 132H158V129H159V134H158V135H160V133H162V131L165 132V133H166V131H167V132H168L167 135L170 134V136H171V135H172V136H175V134H173V133H171V132H173L174 130H175V131H176V130L178 131V129H180V130H185V128H187V126H186V127L183 126L184 128H182V125H181V122L183 121L182 118H180V117H174V118H176V120H174V118L171 120V117H172V116H171V114H170L171 112H169L168 114H169L171 117L168 116V117H170V119L167 120V119H168L167 116H166V117H164V116H165V115H168V114H165V115H163V117H162ZM166 113H167V112H166ZM226 113H228V114L226 115L227 118H226V116H225ZM243 113H246V114H243ZM259 113H260V112H259ZM69 114H68L67 116H69ZM84 114H85V115H84ZM159 114H160V115H159ZM196 114H197V115H196ZM210 114H208V115L211 116ZM233 114H234V115H233ZM240 114H241V116H240ZM92 115H94V114H92ZM157 115H156V116H157ZM199 115H198V118L202 119V121H200V120L198 119V122H200L201 124H202V123L204 124V122L208 124L209 120H205V118L208 119L209 116L207 115L208 117H206V116L203 115L204 117H200ZM215 115H216V114H215ZM217 115H216V116H217ZM232 115H233V116H232ZM235 115H236V116H235ZM70 116H69V117H70ZM94 116H95V115H94ZM160 116H161L162 118H167V119L164 120V121L162 120V122H159V121L162 119ZM223 116H224V117H223ZM245 116H244V118H242V119H245ZM86 117H85V118H86ZM90 117H93V116H90ZM145 117H141V118H145ZM188 117H189V116H188ZM230 117H231V118H230ZM235 117H236V118H235ZM94 118H95V117H94ZM177 118H180L181 121L178 122L179 119H177ZM193 118H194V119H193ZM209 118H210V117H209ZM213 118H214V119H213ZM237 118H238V119H237ZM82 119H84V118L82 117L80 120H82ZM86 119H87V118H86ZM186 119H187V118H186ZM259 119H256L255 121H257V120L259 121ZM154 120H155L156 122H155ZM196 120H197V119H196ZM203 120H205V121L203 122ZM232 120H233V122L235 121V125H233L234 123L232 122ZM245 120H248V119H247V116H246V119H245ZM249 120H248V121H249ZM252 120H253V119H252ZM252 120H251V122H252ZM173 121H174V123H173ZM175 121H176V122H175ZM206 121H207V122H206ZM219 121H220L221 123H220ZM241 121H242V120H241ZM248 121H244V120H243V122H245V123H247ZM255 121H254V122H255ZM261 121H262V120H261ZM261 121H259V122H261ZM154 122H155V123H154ZM170 122H169V123H170ZM196 122H197V121H196ZM251 122H250V123L248 122L247 124H249L250 126H253V125H255V123H257V122H255V123L253 124V123H251ZM210 123H211V122H209L208 125H211V124H212V123H211V124H210ZM227 123H229L230 126H231L230 123H233V124H232V126H234L233 129L236 130V131H238V130L240 129L239 131H241V134L236 132L237 134L235 133L236 135H234L235 137H233V134H234V133L231 134L232 131H233V130H231V129H232V126H231V127L228 126ZM236 123H237V127H236ZM263 123H264V122H263ZM196 124L199 126V123H196ZM239 124H240V125H239ZM247 124H246V125H247ZM257 124H259V123H257ZM260 124H261V123H260ZM154 125H153V126H154ZM168 125H169V126H168ZM208 125H207V126H208ZM263 125H264V124H263ZM148 126H149V125H148ZM155 126H154V127L149 126V128H155ZM167 126L170 128L169 130L167 129V128H168ZM198 126H196V125L193 126V127L195 128L194 134H195V132L197 133L196 128H197ZM200 126H201V125H200ZM200 126H199V128L203 131V128H205L204 126H206V124L202 125L203 128H201L202 126H201V127H200ZM226 126H227V127H226ZM239 126H240V127H239ZM229 127H230L229 130H230L231 132L228 131V128H229ZM157 128H158V129H157ZM165 128H166V130H165ZM199 128H197V130H198ZM237 128H238V129H237ZM160 129H161V130H160ZM200 129H199V130H200ZM186 130H187V129H186ZM169 131H170V133H169ZM152 132H154V134H153ZM214 132H215V131H214ZM214 132H212V135L210 136L212 140H214V139L216 138V137L214 136V135L216 134V132H215V133H214ZM227 132H230V133H227ZM234 132H235V131H234ZM151 133H152V135H157V133H155V131H153V130L151 131ZM174 133H175V132H174ZM184 133H185V132H184ZM192 133H193V132H192ZM186 134H187V133H185V135H183V132H182V135H183V136H186ZM194 134H193V135H194ZM230 134H231V135H230ZM158 135H157V136H158ZM187 135H188V134H187ZM226 135H227V136H226ZM229 135H230V137L228 138ZM172 136H171V137H172ZM231 136H232V137H231ZM235 138H236V139H235ZM239 139H241L243 142H241V140H239ZM237 140H238V141H237ZM245 141H246V140H245ZM232 142H233V141H232ZM174 148H175V147H172V148L169 147V148H168L169 150H168L167 152H172V151L174 150ZM167 152H165V154H166ZM201 170H202V171H201ZM7 173H8V172H7ZM197 173H198L197 176L194 175V174H191L190 179H191V180L193 179V181H196V180H198V178H199L200 180H198V182H199V183L202 182L201 184H203L205 180H206V181H207L208 179L210 180V177L208 178L209 175L206 173V175H208V176H206V175H205V172H204L203 169H198ZM200 173H201V174H200ZM199 174H200V175H199ZM8 175H9V173H8ZM189 175H190V174H189ZM193 175H194L195 177H193ZM198 176H201V178H203V177L205 176V178H204V180H203V179H201V178L198 177ZM192 177H193V178H192ZM196 177H198V178H196ZM206 177H207L208 179H206ZM194 178H195V179H194ZM202 180H203V181H202ZM16 181H17V180H16ZM16 181H15V183H17ZM196 182H197V181H196ZM5 185H6V184H5ZM5 185H4V187H5ZM42 185H43V184H42ZM42 185H41V186H42ZM11 186H13V187L15 186V187H16V184H11L10 187H11ZM45 186H46V187H45ZM6 187L8 188L9 186H6ZM6 187H5L4 189H1V190H0V197L2 196L4 202L7 200V198H10V197H11L10 195H12V194H13V195H12V197H11L10 199H13V196L16 197V195H14V193L16 192L15 190H17L16 188H15V190H14V189H11L12 187H11V188L9 187V189H11V191L8 190V189H7L6 191H4V190L6 189ZM42 187H43V186H42ZM42 187H41L40 190L43 189ZM2 190H3V192H4V195H2V194H3ZM12 190H14V193H12ZM40 190H39V191H40ZM47 190H48L47 184H44L43 192H44V191H47ZM7 191H10V192L7 193ZM41 192H42V191H41ZM5 193H6V194H5ZM8 194H9V195H8ZM3 196H4V197H3ZM7 196H9V197H7ZM6 197H7V198H6ZM15 197H14V198H15ZM39 197L42 198V195H39ZM4 198H5V199H4ZM145 199H147V198H145ZM145 199H144V200H145ZM0 200H2V199H0ZM144 200H143V201H144ZM3 201H1V202L4 203ZM144 202H145V201H144ZM146 203H147V202H145L144 204H146ZM24 213H25V212H24ZM24 213L21 214V215H23V218H24ZM27 213H28V212H26V214H27ZM28 214L30 215L31 213H28ZM259 216H260V218H258V220H256V221H258V222L256 223V225L254 224L256 221L253 222L254 227H253V226H250V222L252 223V221H250V218H251V217H246V218L244 217V219H243V217L239 216V217H241V219H237L236 217H238V216H235V218H236V219H235L233 216H227L228 218L225 217V216H223V217H225V218H220V217H222V216H219V217L217 218L218 220H216V218H214L215 220H213V219L210 217V218H209V219H210L209 225H208V223H207V224H206V223H205V224L201 223V219H199V220H200V222H199V220L196 219L195 217H194V218L191 217V218H189V221L191 222V220H192V221L194 220V222H192V224L190 223V224L192 225V227L189 226L190 228L187 229V228H186V227H187L186 224H185V226H184V224H178V225H182V226H181L182 228L185 227V229H187V232L185 231V232H186V233H185L186 235L183 234V233L181 232V229L178 230V229H179L178 226H175V230L177 231V233L179 232V234H180V236H181V238H182V239L180 238L181 241H180V239H179V236H177L176 234H174V233H175L174 230H172L173 233L171 232V235H173V234H174V235H173V236L170 235V237H175V235H176V237H178V239H177V238H174V239L172 238V239H171V238H169V237L167 238V237L165 236V235H167V234H165V235H164V238H163V241H167L168 244H169V241H170V244L172 243V244H171V245H172V248H174L173 245H174L175 243H177V247H178V248L180 247V245L182 246V245L185 244L184 241L182 242V240H184V239H183V236H189V237H186V238H188L187 240H188L189 242H190V240H194V241H192V242L194 243V245H195V243H196V245H199L200 248L202 247V246H200V244L203 245V244L205 243L206 245L204 244V245H205V248H204V249H206V247L208 248V250H205V251H206V254L209 255V256L211 255V257L214 256L213 260L216 259V258H215L216 256L219 257V259H216V260H215L216 262H213V263H212L213 260L210 261L211 258L208 257L209 261L211 262L210 264H221V263L224 262L225 260L227 261V264H228V262H229V264H231V263H232V264H264V227H262V226L264 225V222L262 221V220H263V219H262L263 217H262L261 215H259ZM25 217H26V216H25ZM31 217L34 218L33 215H31ZM21 218H22V217H21ZM23 218H22V219H23ZM27 218H28V216H27ZM27 218H25L26 220L24 219V222H23V220L21 219V222H20V224L18 225L19 227H16V228H15L16 230H18V228L21 227V229H20L19 231H17V233L20 234V237H19L20 239H19L18 237H17V238L14 237V236H11V239H10V235H8V236H9V239L11 240V242H9L10 240L5 239V235H6L7 233L10 234V231H12V230H13V231H12L13 233L15 232L14 229L11 228L10 225H7L6 228H5V230L2 232V237H1V240H0V244H1L2 246H5V245H6L7 249L10 248L9 251H10L11 253H13V254H11L8 250H7V251H8L7 253H8V255L11 254V257L13 256V257H16V258H17V254H14V253H15V250H14L15 247H16L15 249H16V252H17V253L19 252L18 250H20L21 247H22V249L20 250V253H19V254L21 255L20 257H22V256L24 255L23 253H25V250H26V248H27V245L29 244V242H27L28 240L26 241L25 238H27V237H25V236H26V234L31 235L30 233H32V231H34V230H31V229H32V226H31L32 224L35 226V227H33V229L36 228L37 223L34 224V223H35V222H34L35 219L33 220V219L30 218V216H29L30 221H28L29 219H27ZM248 218H249V220H248ZM252 218H253V217H252ZM252 218H251V219H252ZM195 219H196V220H195ZM211 219L213 220V222H211ZM245 219L247 220V222L250 221V222L248 223V224H249V226H248L249 228L247 227V229H246L245 226L242 227V223H243V225L246 224V223H245V222H246ZM255 219H256V218H255ZM260 219H262V220H260ZM252 220H253V219H252ZM259 220H260V221H259ZM27 221H28V222H27ZM195 221H197V222H195ZM242 221H243V222H242ZM244 221H245V222H244ZM22 222H23V223H22ZM29 222H30V223H29ZM241 222H242V223H241ZM262 222H263V223H262ZM21 223H22L23 226H21ZM27 223H28V224H27ZM92 223H93L92 226H91V224L89 223V225H88L89 227L86 225V226H84V227H85L84 229L87 230V232H88L90 227H93V228H91L92 230L95 228V230H93V231L90 230L92 233L89 231V234H90L91 236H92V234H93V237L95 236L93 232H95V231L97 232V235L95 236L94 241H95V239H97V238L100 239L101 236H99V232H100V230H101V227H102V229H103V231L101 230L102 233H105V234L107 235V237H109V238H107V237H105L106 235L103 234V236H104V235H105V236H104V237L102 236L103 239H102V237H101V239L104 240V243H105V240H106V242H107V240H108V242H109V240L112 241V240L110 239V238H112V237H110V235H108V231H107V228H106L105 226H101V225L99 224V221H95V222H92ZM97 223H98L100 226H99ZM173 223H175V222H173ZM29 224H30V225H29ZM87 224H88V223H87ZM95 224H96V225H95ZM253 224H251V225H253ZM28 225H29V226H28ZM97 225H98V227H100V228H99L100 230L98 229V231L96 230V229L98 228V227L96 228ZM200 225H201V227H200ZM260 225H261L262 228L260 227ZM255 226H256V228H255ZM30 227H31V228H30ZM176 227H178V229H176ZM181 227H180V228H181ZM202 227L204 228V230H202ZM251 227H252V228H251ZM258 227H259V228H258ZM37 228H38V226H37ZM9 229H10V231H9ZM30 230H31V231H30ZM104 230L107 231V232H104ZM29 231H30V233H27V232H29ZM109 231H110V232H114V231H112V230H109ZM182 231H184V230H182ZM204 231H205V232H204ZM12 232H11V234H12ZM96 232H95V234H96ZM208 232H209V234H208ZM17 233H15V234H17ZM36 233H37V230H35V231L32 233L31 236L34 237V235H36ZM205 233H206V234H205ZM18 234H17V235H18ZM109 234H110V233H109ZM113 234H114V235H113ZM113 234L111 233V236H112V235H113V237H116V236H117V233H116V232H114ZM179 234H178V235H179ZM181 234H183V236H182ZM187 234H188V235H187ZM13 235H14V234H13ZM17 235H16V236H17ZM100 235H101V233H100ZM22 236H23V237H22ZM13 237H14V239H13ZM24 237H25V238H24ZM119 237H120L121 241L123 240V238H126L125 236L118 235V237H117L116 239H113V238H112V239L115 240V241H116V240L119 241V240H120ZM229 237H230V238H229ZM231 237H232V238H231ZM15 238H16V239H15ZM28 238H29V240L32 239V237H31V239H30V236H29ZM105 238H107V239H105ZM166 238H167V239H166ZM213 238H214V240H215V244H214V242H211V241H213ZM225 238H226V239H225ZM228 238H229V239H228ZM12 239H13V240H12ZM18 239H19V240H18ZM168 239H169V241H168ZM221 239H222V241H223V240H224V241H223V242H222V241L219 242ZM4 240H5V241H4ZM14 240H16V241H14ZM24 240H25V241H24ZM102 240H101L100 242H102ZM216 240H217V241H216ZM225 240H226V241H225ZM7 241H8L9 243H8ZM18 241H19V242H18ZM20 241H22V242H20ZM23 241L26 242V243H28V244L24 243ZM124 241H125V240H124ZM163 241L159 242L158 245H160L161 243H163ZM171 241H172V242H171ZM176 241H177V242H176ZM179 241H180V242H179ZM5 242H7V243H5ZM12 242H13V244H12V248H11L9 244H11ZM97 242H98V241H97ZM100 242H98V243H95V242H94L96 245L98 244L97 246H95V249H96L97 247H99V245L101 244ZM108 242H107V243H108ZM112 242H113V241H112ZM112 242H110V243H112ZM173 242H174V244H173ZM189 242H188V245H189ZM198 242H200V243H198ZM228 242H230V243H232V244H235V247H236V246H239V247H236V249H238V248H239V249H242V247L244 246V247H245V248H244L245 251H246L247 248H248V250H250V251L247 250L246 252H249V253H248V254L246 253V255L243 257L242 254H243V253L245 254V251L243 252V249H242V250L240 251V253H241L240 255H241V257H242V258H241L242 260H241V259L239 258V255H238L239 253H238V252H236L237 255H238V257H234L235 254H236V253H235V249H234V250H231L230 246H231L232 244L230 245ZM233 242H234V243H233ZM2 243H3V244H2ZM18 243H20L21 245H20V244L18 245ZM180 243H181V244H180ZM197 243H198V244H197ZM202 243H203V244H202ZM223 243H224V244H223ZM226 243H227V245H225ZM4 244H5V245H4ZM23 244H24V245H23ZM126 244H127V245H125V242L122 243L123 248H124V249L127 248V249H129V250L132 248L131 246H133V244H134V247H135V248H133V249H134V250L139 249V250H137L138 253L141 252V253L139 254V256H138L137 251H134V250L132 249L131 252H130L131 254L129 253V250L126 251V253H129V254H126V256H128V257H126V256H125V253H124L125 250L120 249V246H121V245H120V246H117V248H112V249H111V251H113V249H115V251H117L116 249H119V250L117 251V253H118V252H119V253H118V254L115 253V255H114V256L116 257V259H114V260H117V258H118V260L120 261V260H121V256L123 255V256H122L123 263H124V260L128 258V259H127L128 261L125 262V264H127L128 262H129V264H130L131 262H132V264H141V262L144 261V260H146V263H148V264H158V263L160 262L159 260H162V257H163V260H165L166 256H167L168 254H170V253H164V254H163L164 256L161 254L162 256H160V259L157 258V261H159V262L157 263V261L155 262L154 259H156V257H158V255L155 256V257H154V255H156V254H154V255L152 254V256H151V255H148V256H147V254L144 252V250H143L141 247H140V248H141V249H140L139 246H138L136 243H132V244H131L130 242L128 243V242L126 241ZM178 244H179V245H178ZM216 244H217V245H216ZM219 244H220V246H219ZM221 244H222V245H221ZM228 244H229V245H228ZM7 245H8V246H7ZM14 245H16V246H14ZM91 245H92V249H93V248H94V244L92 243ZM102 245H103V243H102ZM102 245H101V247H99V248H97V249H99V250L102 249ZM128 245H130L131 248H129ZM171 245H169L170 248H171ZM186 245H187V241H186ZM191 245H193V244L191 243ZM191 245H190V246H191ZM196 245H195V246H196ZM207 245H208V246H207ZM20 246H21V247H20ZM124 246H126V248H125ZM136 246H137V247H136ZM184 246H185V245H184ZM184 246H183V247H184ZM209 246H210V247H209ZM224 246H226L225 249H224ZM228 246H229V248H228ZM233 246H234V245H233ZM233 246H232V247H233ZM6 247H5V248H6ZM175 247H176V246H175ZM177 247H176V248H177ZM188 247H189V246H188ZM188 247L186 246L187 249H188ZM221 247H223V250L221 249ZM235 247H234V248H235ZM246 247H247V248H246ZM24 248H25V250H24ZM172 248H171V249H172ZM184 248H185V247H184ZM184 248L181 247V250L184 249ZM186 248H185V249H186ZM189 248H194V246L189 247ZM197 248H198V247H197ZM200 248H198V249H200ZM202 248H203V247H202ZM227 248H228V249H227ZM11 249H13V250H11ZM92 249H91V251H90L91 253H93V250H95V249H93V250H92ZM97 249L94 251L95 254L93 253V254H94L93 257H94V258L96 257V253H97V252H98V253L100 252V254H99L100 257L97 256L99 259L96 257L95 260H96V261L99 260V261H98L99 264H101V263H102V264H106V263H103V262H106L105 257H107V261H108L107 263L109 264V263L112 261V259H111V258L113 257L112 254H114L115 251L112 252V254H111L112 256L108 259L109 255H110V251H108L106 247H104V250H103V251H105V253H101V252H103V251H98ZM185 249H184V250H185ZM226 249H227V250H226ZM229 249H230L231 251H230ZM239 249H238V250H239ZM22 250H23L24 252H23ZM106 250H107L108 252H107ZM121 250H123V252H122ZM140 250H141V251H140ZM179 250H180V249H179ZM219 250H220V251H219ZM221 250H222V251H221ZM225 250H226V251H225ZM228 250L231 252L232 256L234 257V260L232 259V257H229L230 252H229ZM238 250H237V251H238ZM96 251H97V252H96ZM182 251H183V250H182ZM200 251H201V249H200ZM209 251H210L211 253H210ZM224 251L226 252V253H225L226 256H225V254H224ZM232 251H233V252H232ZM21 252H22V254H21ZM106 252H107L108 256L105 255ZM134 252H135V253H134ZM178 252H179V251H177L175 254H177ZM197 252H198V251H197ZM197 252H196V255L198 254L197 256H198V257H201L202 254H200V256H199V253H197ZM220 252L223 253L224 256H223V255H222V256L219 255ZM98 253H97V254H98ZM122 253H124V254H122ZM180 253H181V252H179V254H180ZM202 253H204V252H203V249H202ZM208 253H209V254H208ZM215 253H217V254H215ZM227 253H229V254L227 255ZM102 254H104V257H103ZM132 254H133V255H132ZM136 254H137V255H136ZM144 254H145V256H144ZM165 254H166V255H165ZM175 254H174V256H175ZM186 254H187V253H186ZM186 254H185V255H186ZM204 254H205V253H204ZM204 254H203V256H204ZM212 254H213V256H212ZM214 254H215V255H214ZM244 254H243V255H244ZM116 255H120V257H119V256H116ZM170 255H171V254H170ZM170 255H169V256H170ZM177 255H178V254H177ZM101 256H102L103 260H102ZM134 256H135V257H134ZM137 256H138V257H137ZM169 256H167V257H169ZM171 256H173V255H171ZM230 256H231V255H230ZM11 257H10V255H9V259H10ZM18 257H19V255H18ZM93 257H92V260H93ZM115 257H114V258H115ZM123 257H124V258H123ZM125 257H126V258H125ZM129 257H130V258H129ZM148 257H149V258H148ZM191 257L193 258V255H192ZM204 257H205V256H204ZM206 257H207V256H206ZM222 257H223V258H222ZM224 257H226V258H224ZM136 258H137V260H136ZM144 258H145V259H144ZM146 258L149 259L148 261H149L150 263L147 262V259H146ZM169 258H171V257H169ZM175 258H177V257L175 256ZM192 258H191V259H192ZM227 258H228V259H227ZM238 258H239V259H238ZM14 259H15V258H14ZM100 259H101V260H100ZM104 259H105V260H104ZM129 259H130V261H129ZM132 259H134L135 262L132 261ZM150 259H151L152 261H151ZM200 259H201V262L203 261V263H204V260L207 261V262L209 263V261H208L207 258H205V259H204V258H200ZM200 259H199V261H200ZM202 259H204V260H202ZM95 260H93V261H94V264H95ZM109 260H111V261H109ZM118 260H117V261H112L110 264H113V263H115V262H117V264H118V263L120 264L121 262H119ZM122 260H121V261H122ZM163 260L161 261L162 263L160 262L159 264H168L167 262H169V264H173L172 262L174 261V259L172 260V262H171V260H170V261H167V259H166V262L163 261ZM230 260H231V261H230ZM102 261H103V262H102ZM177 261H178V259H177ZM221 261H222V262H221ZM226 261H225L223 264H226ZM164 262H165V263H164ZM174 262L177 264L176 260H175ZM175 263H174V264H175ZM205 263H206V262H205ZM208 263H207V264H208ZM0 264H1V263H0ZM2 264H4V263H2ZM46 264H47V263H46ZM48 264H52V263H49V262H48ZM92 264H93V262H92ZM96 264H97V262H96ZM115 264H116V263H115ZM142 264H143V263H142ZM144 264H145V262H144ZM198 264H202V263L199 262Z\"/></svg>",
	"mask_w": 264,
	"mask_h": 264
}]
</instances>
